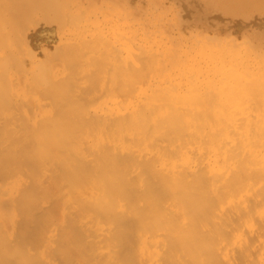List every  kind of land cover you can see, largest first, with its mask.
Masks as SVG:
<instances>
[{"label": "bare ground", "instance_id": "6f19581e", "mask_svg": "<svg viewBox=\"0 0 264 264\" xmlns=\"http://www.w3.org/2000/svg\"><path fill=\"white\" fill-rule=\"evenodd\" d=\"M238 1H240V0H238ZM243 1H244V5H243L244 8H246V6L250 5V4L247 5L248 3L246 4L247 0H246V2H245V0H243ZM260 1L261 0H258V2H260ZM72 2H73V0H0V46H1V48H2V46H4V48H6V47L9 48L10 43H12V42H10V40L13 41V42H16L15 45H17V42H19L20 45L21 44L22 45H35V46H38V47H40V46L46 47L47 44H48V46L54 45V42L56 40H60V38L57 39V37H58L57 36L58 35L57 30L59 29V26L61 25L58 22V20H57L58 19L57 13L60 10H62V8H65L67 6L68 7L71 6ZM233 2H234V0H233ZM240 2L239 3L235 2V3L239 4V5L236 4V7H237V5L240 7V4H241ZM249 2L251 4L254 2V4H252L253 7L254 8L257 7L256 6L257 5V3H256L257 1L256 2L255 1L252 2V0H251ZM262 2H264V1L260 2L261 5H264V3H262ZM260 3L258 4L257 8H259ZM148 4L150 5V3H148ZM245 4H246V6H245ZM261 8L264 9V7H261ZM261 8H259V9H261ZM151 9H153V8H151ZM259 9H256V10H259ZM242 12H245V11L242 10ZM106 13H108V12H106ZM245 13H242L243 16H244ZM100 16H101V14H100ZM110 16L113 17L114 15L110 14ZM104 17H106V16L104 15L103 18ZM107 17H109V16H107ZM66 18H67V16H66ZM149 19H150V17H149ZM155 19H157V18H155ZM76 20H78V19H76ZM103 21H105V20H103ZM152 21H153V18H152ZM73 22H71V23L73 24ZM95 22H97V21H95ZM99 22H101V21H99ZM139 22H141V21L139 20ZM170 22H171V20H170ZM91 24H89V25H91ZM94 24H95L94 26H97L96 23H94ZM118 24L116 23L115 26L118 25ZM148 24L150 25V23H148ZM120 25H121V23H120ZM135 25H134V27H135ZM103 26H106V24L103 25ZM124 26H121V28L124 27ZM151 26H153V25H151ZM50 27H54V29L48 30V28H50ZM107 28H109V26H106V29ZM136 28H137V25H136ZM151 28L152 27H150V29ZM156 28H157V26H156ZM166 28H168V26H165V29ZM232 28L233 27H229L228 30L232 31ZM86 29L89 30L88 27H86ZM110 29L111 28H109L108 33H109ZM117 29H118V27H117ZM125 29H126V26H125ZM161 29H163V28H161ZM170 29H171V26H170ZM92 30H94V29H92ZM136 30H138V29H136ZM78 31H76V32H78ZM90 31H91V29H90ZM118 31H120V30H117V33H118ZM172 31H174V30H172ZM83 32H84V30H83ZM111 32H112V29H111ZM139 32H142V31H139ZM79 33L82 34V32H79ZM87 33L88 32H86V34ZM76 34L78 35V33H76ZM76 34L74 35L75 38H76ZM83 34H85V33H83ZM110 34L111 33H109V36H110ZM159 34H161V33H159ZM112 35L110 37H112L113 39L116 38V36H115L116 34L113 35L115 37H113ZM154 35H156V34H154ZM61 36L59 35V37H61ZM136 36H138V35H136ZM249 36H251V33H250ZM94 37H95V34H94ZM96 37H97V35H96ZM141 37H143V36H141ZM151 37H152V35H151ZM154 37L155 36H153V38ZM69 38L71 39L70 36L67 39H69ZM72 39H73V37H72ZM97 39H99L98 41H96L98 43L97 45H98V47H100L99 44L102 41H100V38H98V37H97ZM97 39H95V40H97ZM104 39H105V37H104ZM104 39H102V40L104 41ZM122 39H123V37H122ZM112 40H110V41H112ZM76 41H77V39H76ZM81 41H82V43H80V44H82V45H84V43H87V41L89 42V44H90V42H92V43L94 42L93 40H91V41H89V40H87V41L81 40ZM99 41H100V43H99ZM114 41H115V39L113 40V42ZM126 41H127V39H126ZM150 41H151V39H150ZM69 42H70V40H69ZM121 42H123L126 45L127 49H128V45L130 44V41H129V44H126L127 42H124L123 40H121ZM146 42H147V40H146ZM146 42H145V44H146ZM169 42H170V40L167 43L169 44ZM19 43H18L17 46L12 45V44H11V46L18 48V47H20ZM65 43H66V41H65ZM115 43H116V41H115ZM117 43L118 44H122V43H120V41L117 42ZM185 43H187V42H185ZM262 44H264V43H262ZM68 45L70 47V44H67L66 46H68ZM77 45H79V44H76L75 47ZM87 45H88V43H87ZM87 45L85 46L86 48H87ZM102 45H103V43H102ZM165 45H167V44H165ZM189 45H190V43H189ZM221 45H222V43H221ZM236 45H238V44H236ZM58 46H60V44ZM139 46H141V45H139ZM56 47H57V45L56 46H52V49L55 48L54 51H56L57 53H60L59 50H62L63 48L64 49L66 48L65 46L62 47L61 49L58 47L59 50H57ZM85 47L81 48V50L83 49V53H84V48ZM95 47L97 48V46H95ZM131 47L134 48L136 46H131ZM96 48H95V50H97ZM101 48H102V46H101ZM101 48H99V49L101 50ZM105 48H106V46H105ZM115 48H117V47H115ZM35 49H36V47H35ZM78 49H80V47L77 48V52L80 53L81 51H78ZM188 49H189V47H188ZM18 50H19V48H18ZM33 50H34V47H33ZM106 50H107V53L110 50L109 43H108V49H106ZM128 50H130V48ZM134 50L133 51L130 50V52L134 53V52H136L138 50V48H137V50H136V48H134ZM155 50H156V48H155ZM167 50H168V48H167ZM233 50L231 51V49H230L229 50L230 54L229 53L228 54L231 55V52L233 53V56H230V57L234 61V58L235 57L236 58L239 57V55L236 56V52H237L236 50H238V49H235V51H233ZM3 51H5V49ZM6 51H8V49H6ZM21 51H23V50H20V52ZM47 51L50 52L49 49ZM140 51H142L144 53L143 50H140ZM178 51H180V49ZM110 52H111V50H110ZM221 52L223 54V51H221ZM242 52L243 51H241V54H242ZM122 53H123V51H122ZM141 53L137 52L136 54H140L141 55ZM187 53L189 54V52H187ZM7 54H8L9 60H11L10 57L12 56V54H11V56H9L10 52L5 54V57L3 58V60H7L6 59V55ZM60 54L62 56L63 53H60ZM128 54H131V53H128ZM144 54H146V53H144ZM224 54H226V52ZM39 55H41V54L39 53ZM54 55H55V53H54ZM65 55H67V54H65ZM88 55L89 54L87 53V56ZM94 55L95 54L92 53L93 61H90V60H92L91 58L88 60L86 58L87 56L83 55L84 58H86L88 61H90V65H89V63L88 64H84V63H86L85 62L86 60L83 61L84 59L82 61H80V62H84L82 64L80 63V65L84 64V65H86V67H88L87 65H89L90 66V68H89L90 70L91 69H95L94 66L91 67V62L94 63V57L99 55V54L97 53L95 56ZM116 55L113 56V58L115 57L114 60L116 58L118 60V57ZM126 55H127V52H126L125 56ZM140 55H138V56H140ZM171 55L173 56V54H171ZM72 56H76V55H72ZM79 56H76L77 59H78ZM83 56H81V57H83ZM89 56H88V58H89ZM132 56L134 57L135 53L133 55H131V56L128 55V57H127V59H129L128 61H130V59H132L131 58ZM151 56L153 57V55H149L150 61H151V59H153L155 61L156 58L154 59ZM156 56H158V55H156ZM165 56L163 55V57H165ZM197 56H198V54H197ZM240 56H242V55H240ZM246 56L247 55H246V51H245V60H246ZM43 57H45V56H43ZM111 57H112V55H111ZM135 57H134V59H136ZM147 57H148V55H147ZM181 57H183V55ZM223 57H225V56H223ZM226 57L229 58V56H227V54H226ZM242 57H239L240 58V59L238 58L239 61L235 60L234 63H236V62L241 63ZM56 58H57V56H55V58L53 57V59H55V60H56ZM58 58H57V60H59ZM98 58H100V57H98ZM113 58H111V59H113ZM140 58H141V56H140ZM107 59H109V58H107ZM125 59L126 58H124V60ZM261 59H262V56H261ZM261 59H259L260 63L262 62ZM0 60H2V59L0 58ZM16 60H18V59H16ZM46 60L45 61L43 60V62H41L36 67V69L38 68L37 71L39 73L37 79L38 80L41 79L42 80L41 85L45 86L42 94L46 97V100L48 102L46 101L47 103L43 105L44 102L40 103V102H42L40 97H38L40 99V101L38 100V98H36L39 102H37V100H35V99H34L35 102L32 101V100H29V102H32L31 104L29 103L30 106L33 105L30 110L28 108L30 106L27 107L28 109L26 108L25 105H22V106H24L29 112L32 110V112L28 113V114H24L23 117L20 116L21 118L20 117H15L17 115L18 116L22 115V114H20L21 112H19V113L15 112V111H18V109L21 107V105H20L21 99H20V102L15 104L17 106L13 105L14 102L11 101L12 98H13V95H14L13 94V95H10V97L12 96V98L10 99V103L13 102L11 105H13V107L15 106V108L16 109L18 108V109L16 110L14 108L15 109V111H14L12 106H10V109L6 108L8 110L6 112L7 113L9 111L12 112L11 116H9L10 114L8 116H6L7 114L5 113V110H3L5 114H0V183H1V181L3 183V182H6L7 180H9L10 178L12 179L13 175H11L12 177L11 176L9 177V175L11 173H13L14 175L17 174V173H23L24 174L23 177L26 175V179H23V180L21 179V180L17 181L19 187L24 186L23 190H22V191H24V193H22V195H17V196H20V197L23 196L22 198L19 197L20 198L19 200H21L19 202H21L22 205H21V203L18 202L19 205L22 206L23 211H22V209H17L16 210L19 213L21 211L24 212L25 215L29 212L28 209H29V207L32 206V204L36 205V203L38 202L36 200L39 199L40 202H41V199L47 196L46 200H45V201H47V200H49L48 198L51 195L53 196V198H56V195L54 196L52 193H51V195L47 194V193L50 192V189L53 188V191L55 189L56 190L57 189H62L63 185L65 186V188L66 187L70 188L72 193L70 191H68L70 193V195H69V193L66 191L68 193L67 197H66V194H65V196L64 195L63 196L66 197L67 201L71 202V204L75 203V205L73 207L71 206V211H69V212L67 211L66 212V211H64V209L61 210V207H60V209H59V207H55L56 204H57L56 206H59L61 204L60 200L63 199V198L59 197V195H60L59 193L62 192V190H63L62 189L60 191H57L58 192L57 196L59 197V198L58 197L57 198L59 199L58 200L59 203H57V201L55 200V205L52 208L47 209V212L43 211L45 213L44 214L42 212L44 215L41 213L45 217V218H43V216L41 215V218H43L44 220L48 219V218L49 219L50 218L51 219L54 218L55 221H56V219H60L61 224H65L66 227H67V228L64 227V230H61V232H62L61 238H63V239L65 238V240H62L61 238H60L61 240H58V239L56 240V243H57V241H59L57 243V246H56V249L59 247L58 248L59 253H58V251H56L54 249L58 253V254L57 253L56 254L60 258L59 261H61V262L59 264H73V262L75 261V259L73 257H78L76 259H78V261H81V262H79L80 264H83V263L88 262V261L85 260L84 262H82L83 260L82 259L79 260V258H83L84 259V258H87V257H89V259L92 258L94 261L97 260L95 264H183V263L184 264H244V263L246 264L248 262V259H250V258L252 259V260L250 259V261L252 262L253 258L256 255L264 256V241H262V240H264V239H262V238H264V120H259L260 119L259 117L264 118V112H262L261 115H259L260 114L259 113L258 116H256L257 115L256 114L257 113L256 104L259 106L260 102L259 101H257L258 103L256 102L257 97L255 98L256 95H255V93H253L254 91L256 92V88L255 87L252 86L253 88H255V90L253 92H251L249 90V93L251 92L252 94H254L253 98H251L250 94L247 93L250 96V99H253V100H251V102L254 101L256 103L255 104L256 108L250 102H249L250 103L249 106L247 105V107H249V108H250V105L253 106L254 109L252 111H256L255 112L256 115L255 114H253V115H255L256 119H258V120H254L253 118H255V117L253 116L252 119L254 121L253 120L251 121L249 119L235 120V118L238 119L239 117L238 118L235 117L232 120V118L230 116L232 121L229 120L230 122H225L226 120L224 118V120H225L224 122L225 123H223V122L220 123V122L217 121L218 119H220V117H217L218 115L216 114L217 116H214V121L216 120L218 123L217 122H215V123L209 122V120L205 117L207 115L203 114L202 110L200 111V108L202 107V105L205 102L209 103V100L205 101L203 99V97L205 95L207 96V94L203 93L204 96L203 97L201 96L202 95L201 92L206 90L207 88L204 89V90H203V88H201L202 91L201 92L199 91V94H200L199 98L202 97L200 99V100H202L201 102L205 101L201 105V107L199 105H196V103H194L198 107V109L201 112V114H203V116L201 115V118L205 117V119H203V118L202 119L204 121H207V122H202L203 120L200 121L201 118H200V112L198 111V109H195L194 106H191V107L187 106V101H188L186 99L187 97L184 98L186 100L185 101L186 103L184 102L185 103L184 104L182 102L183 104H181V106L179 105L181 102L178 101V100L177 101L175 100L174 101L175 103H173V101L170 100L171 103H173L175 105H167L168 103L166 105H164V103H163L162 105H158L157 104V106L153 104V106H150V107H144V106L142 107V105H141L140 108L136 107L139 104L137 102L138 103L137 105H133L135 107L129 108L130 106H132V105L129 104V107L127 106V109L126 108L118 109V108L112 107L113 106L112 105L111 108H113V109L110 110V108H109V110L112 111V113L114 111V108H115V110L118 109L119 112L121 111V113H119L118 110H117V112L119 114L116 115L113 119H110L111 117L110 118L108 117V118H106L107 120L105 119V117L110 116V114L107 115V116H106V114L105 115L103 114V116H105V117H103L105 120L103 119V120L98 121L100 119V117L98 118L97 114H96L97 115V117H96L93 114V112H92V114H91L92 116L91 117H93V118L96 117V119L98 118V120L95 121V120H93V118H91V121H94V122H92L90 124V125H92L90 127L95 128V129H97V128L98 129H103L104 131H105V129L107 131V129L109 130V129L112 128V130H113V128H115L118 132L122 133V136H123V139H124V140L123 139L122 140L124 142H126L125 139H127V142L129 141V143H131V145L133 143H135V145L133 144L131 146L130 144L128 145V143L126 142L124 144V146H123V145H121V144L124 143L122 141V143L119 144L120 145L119 148L116 149L115 153L113 152L114 151L113 147L111 148V152H113L114 155L113 154L110 155L111 152L109 151L110 149L107 146V142H108V137L109 136L108 137L104 136V138H107L106 140L103 138L105 140V141L103 140L105 142L104 144L107 146L106 148L104 147V149H106L105 151L108 154H106L105 151H103L104 149H102L103 152L101 151V153H100V151H96L97 149L96 150L94 149L97 152L96 153L97 155L95 153H93V154H95V156H94L91 153V151L88 152L86 149L84 150V148H82L85 152L87 151V153H85V154H87V155L89 154V157H91V154L93 156H92L91 159L89 158L90 160L88 162L85 161V163H84L85 165H82V166H81V164H83L82 163L83 160H79V162L81 161L80 164H79L80 170H79V168H76L78 170H75V171H78V172H75V171H73V169L75 168L74 165L76 163V160L74 159L75 158L74 155H79L78 154L80 152L79 150H81L80 145L84 147L85 143H84V145H83V143L80 144V145H76L77 142L75 143V141H74L75 145H73V147L76 146V147H74V149L75 148L76 149L75 150L73 149V150L76 152L77 151V147H78V151L79 152L77 154H74V152H73V154H74L73 157L71 156L70 159H69V161H70L73 158L72 162H74V160H75L74 165H73L74 167L72 168V172L70 171L71 173L69 171H67V170H71V167L69 165L72 162L70 161L71 163L68 164L67 166L65 164V166H66V167L64 166L65 168L69 167V169L66 170L69 173H66V172H63V170L59 171L62 168H60L58 170L59 167H63L62 165H64L63 164L64 162L60 161L61 164L56 162L57 161L56 157L58 155L57 152H60L62 150V148L65 147V146H63V144L66 145L65 144L66 142H64V138L62 139L63 140L62 141L61 137H65L63 135L66 132H68V130L70 131V129H71V128L68 129L69 126L71 127V125L70 124L67 125V123L71 122L70 121L71 117L66 116L65 114L69 115V113L71 114L74 111H75V113H81L82 116L77 114L80 117V120H79V118L77 116L75 118H78V119H75L71 123L74 122V125L72 124L73 128L75 127L76 123L77 124H81L82 123L81 126L84 127L85 125H84L83 121H85L86 118L84 120H82L84 115H85V113H82V112L84 111V112L88 113V111H86V109L85 110L78 109L80 111L77 112L78 110H74L75 106H74V109L71 108L73 106V103H72V106H71V104H70L71 102H70L69 104H70L71 107L69 106V108H70L71 112L68 109V106L66 107L67 109L66 108L64 109V107L66 105H64V106L61 105V106H63L62 110H60L58 112V109H59L58 107L60 106L59 103L57 104V101L59 99L58 96H63V95H60L61 93L59 94V92L62 90V89H60V80H58V76L56 75L57 73L55 74L53 72V70L55 68L53 62H51V60H47V61ZM117 60H115V61H117ZM124 60L122 58V61H123L122 63L123 64L126 63V62L124 63ZM174 60H173V62H174ZM24 61H25V59H24ZM24 61H23V63H24ZM34 61H35V59H34ZM119 61L121 62V60H118V62H117V66L118 67L120 66V65H118ZM192 61H193V59H192ZM227 61L228 60L226 59V62ZM246 61L245 62L243 61V63L245 64ZM59 62H61V60H59ZM107 62L110 63L111 60L110 61L107 60ZM147 62H149V61H147ZM167 62H169V61H167ZM255 62H256V59H255ZM5 63L7 64V62L3 61L2 64L0 63V66L4 65ZM14 63L18 64V61H14ZM100 63H102V62L100 61ZM115 63H114V65H115ZM122 63H121V65H122ZM152 63H155V62L152 61ZM152 63H150V62L148 63L150 67L148 66L149 68L148 67L147 68L149 70L145 69L146 70V74H147L146 77L148 76V72L147 71H150V68L152 69V67H151V66H153ZM187 63H189V62H187ZM26 64H27V62H26ZM62 64L65 66L64 61H62ZM69 64H72V63H69ZM145 64H146V61H145ZM109 65H111V67L114 66L113 63L112 64L110 63ZM142 65L144 66V64H142ZM194 65H197V64H194ZM231 65L232 64H229L230 67H231ZM258 65H259V62H258ZM260 65H262V64H260ZM10 66H12V63H11ZM17 66L15 65L13 67L15 68ZM23 66H25V65H23ZM66 66H67V64H66ZM66 66H65V68H66ZM78 66H79V64H78ZM106 66L104 65L103 69ZM117 66L115 65L114 69ZM122 66H124V65H122ZM125 66H127V64ZM129 66L130 65L128 63V66L126 68L128 69ZM146 66H147V64H146ZM173 66H175V65H173ZM223 66H224V64H223ZM242 66H240V67L242 68ZM259 66H258V68L256 66H254V68L259 69ZM3 67H4V69L7 68V67H5V65ZM13 67H11V68L14 69ZM68 67L70 68V66H68ZM73 67H75V66H73ZM80 67H82V66H80ZM86 67H84L85 70L87 69ZM141 67L142 66H139L137 68H140V70H141ZM189 67H191V66H189ZM225 67H226V65H225ZM238 67H239V65H238ZM261 67H264V66H261ZM261 67H260V69H261ZM82 68H80V69H82ZM98 68H100V67H98ZM107 68H110V67H106V69ZM129 68H131V66ZM135 68H136V66H135ZM207 68H208V66H207ZM221 68L217 69V71L220 70V71H218V73H219L218 75L219 76H220V73H221V70H222ZM232 68H234V69L230 70L231 68H229V71H231V72L233 71L235 73V71H237V69H235V67H233V65H232ZM244 68H246L245 71L247 73H249L248 72V67L246 66V64H245ZM252 68H250V71L252 72L250 74H253V70L254 69H252ZM19 69H22V68H19ZM23 69H24V67H23ZM63 69L64 68H62L61 70H63ZM76 69H77V67H76ZM83 69H82V71H85ZM116 69H115V71H112L110 69L108 71V69L107 70L104 69V73L106 72L105 73L106 75H107V71L109 73L113 72L112 74H114V75L116 73H119V75L118 74H116V75L118 77H120V72L123 71L124 69L123 70H118L117 69L119 72H117ZM120 69H121V67H120ZM132 69H133V67L131 68V70ZM164 69H165V67H164ZM196 69H197V67H196ZM66 70L68 71V68H66ZM77 70H75V71H77ZM145 70L142 69V71H145ZM20 71L21 70H19V72ZM100 71H101V69H100ZM125 71H127V70L125 69ZM142 71H140V72H142ZM173 71L175 72L174 69H173ZM241 71H244V70H240L238 72L240 73ZM0 72L4 73L3 70L0 71ZM17 72L18 71H16V73ZM64 72H66V71H64ZM78 72H79L78 76H80L81 78H84V77H82V72H81V75H80V71L79 70H78ZM102 72H103V70H102ZM131 72H133V70ZM191 72H193V71H191ZM238 72H236L235 74L233 73L234 78L237 76ZM84 73H83V76H84ZM95 73L97 74V71H95L93 74L90 73L89 75L92 77L93 75H95ZM109 73H108L109 76H106V75L105 76L109 77V78H110V76H112L111 78L114 79L113 75H111ZM126 73H128V71ZM134 73L137 74L138 73L137 70ZM211 73H213V72H210V75H211ZM242 73H240L239 75H242ZM254 73L256 75V73H257L256 70H255ZM259 73H257V74H259ZM85 74L88 75L87 72ZM125 74L123 76L126 77ZM128 74H127L126 78L124 77L126 79L125 86L128 83L127 87L129 86L130 83H132V82L134 83V81H133L134 78L130 77V74L129 75ZM140 74L141 73H138L139 77L140 76H142L141 78L144 77L143 79H141V80L144 81V79H146V77L144 76L145 74L144 75L143 74L140 75ZM227 74L228 73H226V75ZM229 74H228V76H231V73H229ZM250 74H249V76H250ZM0 75H2V74H0ZM70 75H68V76H70ZM98 75H100V73ZM102 75H103V73H102ZM116 75H115L116 79H114L115 84L113 83V81H112V84H114V86L116 85L115 87L118 89L119 86L117 87L116 83L119 81L120 78L118 79V77ZM180 75H181V73H180ZM226 75L224 73V76H222V75L221 76L223 77L224 82L227 79V81H226L227 83L225 82L226 86H230L228 88L224 87L225 90H227V91L229 90V88H230V90L232 88H234L235 87L234 85H237L238 90L240 91V90H242L241 88H244L248 84V83L246 84V82H245L246 85H244V83H243L244 87L243 86L241 87L238 84L239 81H237V84H234L235 82L233 83V81H235V79H238L237 77L234 80L230 81L233 78L228 79L229 77L227 76L228 77L227 78ZM233 75H232V77H233ZM243 75H245V73ZM3 76H5V74L0 76V77H3ZM90 76H87V77L90 78ZM95 76H93V78H95ZM105 76H104V78H105ZM157 76H158V74H157ZM245 76H244V78L246 80L248 79V81H249V78H246V77H249V76L248 75L246 77ZM259 76H261V75H259ZM262 76H264V74H262ZM29 77H27V78L30 80ZM63 77H64V75H63ZM71 77H73V76H71ZM85 77H86V75H85ZM149 77H151V75ZM222 77H220L221 79L219 78V79H216V80L217 81L223 80ZM65 78H66V80L69 81V79H67V75H65L64 79ZM97 78H98V76H97ZM97 78H96V80H97ZM99 78H100V76H99ZM127 78L128 79L131 78V80L133 78V80L131 81V80H128ZM136 78H138V77H136ZM180 78H181V76H180ZM193 78L194 77H192V79ZM241 78H243V77H241ZM241 78H239V79H241ZM64 79H63V81L61 80L63 83H65ZM76 79H77V77H76ZM91 79H89V80H91ZM122 79L123 78L121 76V80ZM147 79H149V78H147ZM147 79H146V82L150 81V80H147ZM177 79L180 82L179 77ZM192 79H190V77H189V81H188V79H185V80L183 79V81H185V82L188 81V85L189 86L191 85V87H189V88H191V89H192V86L194 84L192 85L193 82L191 84L189 82H191ZM82 80L83 79H81V81ZM106 80H107V78L104 81H106ZM123 80H122V82H124ZM141 80L138 82V79H137L136 83L139 84L141 82ZM198 80H200V79H198ZM242 80H244V79H242ZM262 80H264V78H262ZM72 81L74 82L76 80H72ZM79 81L80 80H78L77 84L75 82L74 83L76 85H78ZM86 81L89 82L88 80H86ZM86 81L83 80V82H85V83H86ZM97 81H98V83L97 82L96 83L99 84V82L102 81V78H101L100 81L99 80H97ZM129 81H131V82L129 83ZM173 81H174V78H173ZM194 81L196 82V80H194ZM228 81H230V84L233 83L234 85L233 84L232 85L228 84ZM0 82H1V80H0ZM4 82H6V81H4ZM11 82H12V80H11ZM83 82H80V84L81 83L83 84ZM109 82H111V81L109 80ZM144 82H143V85L145 84ZM203 82H205V81H203ZM220 82L221 81H219V83ZM27 83L26 84L23 83V84L27 85ZM92 83L90 84V82H89L90 85H92ZM101 83L105 84V82H101ZM159 83H161V82H159ZM219 83H218V87H219ZM221 83H223V82H221ZM221 83H220V86H221ZM250 83H251L250 85H252V81H250ZM256 83H259V82H256ZM69 84H71L70 81H69ZM89 84L85 85L84 86L85 88L84 87H82V88L87 89L86 87H89L88 86ZM132 84H130V85H132ZM182 84H184V83H182ZM261 84H264V83H261ZM261 84H256L255 86L259 87V85L261 86ZM165 85H167V83H165ZM184 85H186V84H184ZM200 85L202 86V84H200ZM7 86H8V84H7ZM16 86H17V84H16ZM94 86H96L95 83H94ZM100 86L101 85L99 84L98 85V90L99 91H100V89H99ZM106 86H108V84ZM106 86L105 87L103 86V87L107 89ZM112 86L113 85H111V87H109V88H112ZM114 86H113V88H114ZM161 86H162V84H161ZM223 86H225V85H223ZM223 86H221V87L223 88ZM5 87H6V85H5ZM127 87H124V89L126 88V90H127ZM150 87H152V86H150ZM172 87L174 88V90L177 88L175 86V84H173V83H172ZM206 87H207V84H206ZM221 87L218 88V90L220 89L219 91H221ZM246 87H249V86H246ZM27 88L28 87L26 86L25 90ZM31 88L30 89L33 90V87H31ZM63 88L65 89L64 86H63ZM72 88L74 89L73 86H72ZM130 88H131V90L133 89L134 91L137 90V88L135 89L133 86L130 87ZM149 88H148V91L150 90ZM164 88H166V87H164ZM164 88H162V90ZM185 88L187 89V85H186ZM6 89H4V91H2L3 89H1L0 91H2V92L7 91V93H9V90H6ZM30 89H28V91ZM77 89H79V86H78ZM77 89L75 88V91ZM95 89H97V88H95ZM117 89H114V90H110L109 89V90L114 92ZM122 89L123 88L121 87L120 90L123 91ZM140 89L139 90L142 93V88H140ZM157 89H158V87H157ZM166 89L169 92L170 89L168 90V87ZM178 89H180V88H178ZM72 90H70V91H72ZM80 90H81V87H80ZM120 90L118 89V91H120ZM154 90H155V88H154ZM180 90H178V91H180ZM183 90H185V89H183ZM197 90H200V89L197 88ZM230 90L227 92V94L231 93L228 96L226 95L227 99L225 98V94L226 93H225L224 90H222V92L224 91V93H223L224 95L220 92L219 97L221 95H223L224 96L223 99L225 98L226 100H228L229 105H237V103H238L237 101L238 100H239L240 103L242 101L241 104L245 103V102L243 103V100L247 98L246 96H244V95L241 96L240 95L241 97H244V99L242 98L243 100H240L238 95L237 96H238L239 99L237 98V96L233 97V96H235L234 93L236 92L237 89L234 90L235 92H232V90L230 92ZM262 90H264V88H261V91ZM63 91H65V90H63ZM78 91L79 90H77L76 92L78 93ZM88 91H90V90H88ZM95 91L96 90H94V91L91 90L90 92H95ZM110 91H107V90L104 89V91L101 90V93H103V95H104V92H106L105 93V97H107V95L110 96V93H109ZM118 91L116 93V96L113 95L114 97H117ZM134 91L130 92V90H128V91H126L124 93V96L126 94L127 97L129 96L130 99L131 98L133 99L134 96H131V95L134 94ZM181 91H180V94H182ZM188 91H190V90H188ZM188 91H187V93H188ZM194 91H196V90L194 89ZM212 91L210 90V92H212ZM244 91L247 92V90H244ZM261 91H259V92L257 91V94H261V95H259L260 98H261V96L264 97V95H262V93H264V92L260 93ZM35 92H36V90H35ZM67 92H68V90H67ZM163 92H164V90H163ZM196 92H198V91H196ZM207 92H208V89H207ZM207 92L205 91V93H207ZM215 92H216V90H215ZM246 92L244 94H246ZM33 93H34V91H33ZM69 93H68V95H69ZM75 93H72V95H74ZM80 93L82 94V96H79V97H81V98L84 97L85 94L83 92H80ZM87 93H89V92H87ZM95 93H97V91ZM112 93H111V95H112ZM127 93H130L131 95L127 94ZM162 93H160V94H162ZM169 93L172 94V91L170 90ZM189 93H191V92H189ZM1 94H3V96H4V93H1ZM1 94H0V96H1ZM6 94H5V96L8 95V94L7 95ZM42 94L40 95V92H39V95H37V96H41V97H43L45 99V97L42 96ZM65 94H66V92H65ZM99 94H100V92H99ZM113 94H115V92ZM122 94H121V96H119V98L123 97ZM180 94H179V96H180ZM236 94H238V93L236 92ZM103 95H102V97H103ZM119 95H120V92H119ZM136 95H139V94L136 93ZM177 95L175 94V96H177ZM184 95H182V96L184 97ZM209 95L212 96V93L208 94V97H209ZM214 95L215 94H213L212 97H215ZM22 96H24V94H22ZM85 96H86L85 97L86 99H89V98H87V95H85ZM162 96L163 97H161V99L162 98L166 99V95L164 96V93H163ZM192 96H190V97H192ZM206 96H205V98L207 99L208 97H206ZM229 96H231L233 98L232 99L230 97L232 103L234 102L233 104H230L231 101L228 98ZM249 96H248V98H249ZM94 97H96V96H94ZM114 97H112V98H114ZM142 97H143V95H142ZM148 97H147L148 101H149V99L152 100V98H153V100L157 99V98H154L155 96L154 97L152 96V98H150V96H148ZM167 97H168V101H169V97L170 96L167 95ZM216 97L219 99L218 96H216ZM43 98H42V100L44 101ZM72 98H73V96L71 97V99ZM77 98L78 97H74L73 98L75 100V102L77 101ZM109 98H111V97H109ZM123 98L121 100H124V102H125L126 101L125 97H123ZM137 98H135V99H137ZM234 98H236V100L237 99L238 100L236 101ZM0 99H1V97H0ZM14 99L15 98H13V100ZM78 99H80V98H78ZM92 99L96 100V98H92ZM97 99H99V96H98ZM102 99L104 100L105 98H102ZM135 99L133 100L134 102L136 101ZM161 99L159 98L160 101H164V100H161ZM171 99L174 100L175 98H172V95H171ZM190 99L193 100V99H195V97L190 98ZM190 99H189V101H190ZM197 99H198V97H197ZM208 99H211V98H208ZM218 99L216 101H218ZM223 99H221V102H223ZM1 100H4V98L1 99ZM8 100H9V97H8ZM74 100H73V102H74ZM90 100H91V98L89 99V101ZM95 100H91V101H93V104L91 102L89 103L88 100H87L88 104H86V105L92 104L91 106L89 105V107L94 106ZM159 100H156V101L158 102ZM179 100H181L180 97H179ZM212 100H213V98L210 101L212 102ZM64 101H65V99H64ZM109 101H111V100H109ZM195 101H196V99H195ZM214 101H215V99H214ZM65 102H67V101H65ZM75 102H74V104H75ZM157 102H154V103H157ZM166 102H167V99H166ZM211 102L209 104L208 103H205V104L210 105ZM218 102L220 104L214 102V103H216L217 106H214V104H213L212 107H214V108L215 107H219L220 108V106H221V107H223V109L226 107V106L224 107V105H225L224 103H223L224 104L223 105L220 101H218ZM261 102H264V101H262V99H261ZM78 103H76V106L78 105ZM85 103H86V101L84 99V103L83 104L85 105ZM148 103H150V102H148ZM21 104H22V102H21ZM24 104H25V102H24ZM27 104H28V102H27ZM112 104H113V102H112ZM150 104L152 105V103H150ZM176 104H178V106H176ZM79 105H81V103H79ZM84 105H81L80 107H83ZM95 105H96V102H95ZM183 105H185V106H183ZM191 105H193V104H191ZM226 105H228V103ZM238 105H239V103H238ZM5 106H7V105H5ZM242 106H239L241 108L240 112L244 111ZM244 106H246V105H244ZM46 107H49V109L46 110L45 109ZM85 107L86 106H84V108ZM212 107H209L208 109H210V108L213 109ZM228 107L229 106H227V108H225V110H222L224 114H225L226 110L228 112L230 110V108H236L234 106L233 107L230 106L229 108ZM239 107H237V109ZM262 107H264V105H261V109H262ZM76 108H78V106ZM87 108H88V106H87ZM95 108H97V107H95ZM103 108H104V106H103ZM258 108H260V107H258ZM60 109H61V107H60ZM72 109L74 110L73 112H72ZM237 109H232L231 111L236 110L235 112H237ZM251 109H252V107H251ZM251 109H249V112L251 111ZM64 110H66L67 112L64 111ZM214 110H212V112ZM218 110H220V109H218ZM262 110H264V109H262ZM3 111L0 112V113H3ZM19 111H20V109H19ZM98 111H100V110L98 109ZM231 111H229V113L232 114L233 112H231ZM258 111H259V109H258ZM240 112L238 111V113H240ZM247 112H248V110H247ZM247 112L245 111L246 115H248ZM14 113H16L15 116L13 115ZM24 113H25V111H24ZM59 113H60L61 116H59ZM62 113H64V114H62ZM219 113H220V111H219ZM250 113L252 114L253 112H250ZM88 114H90V113H88ZM206 114H208V113H206ZM63 115H64L63 118L66 119L67 117H69L67 119L68 120L70 119V120L68 121L66 119L65 125H67L68 128L66 126L64 127L65 129L67 128V130L62 135L61 134V131H62L61 129L64 126V123H63L64 121L60 117H62ZM213 115H214L213 113L210 114V116H212V119H213ZM220 115L222 117V113H220ZM240 115H242V117H243L244 114L241 113L238 116H240ZM1 116H2V118H1ZM12 116H13V119H12ZM72 116H76V115L73 114ZM210 116L208 115L209 119H210ZM233 116H235V114ZM250 116L252 117V115H250ZM4 117H6V119H3ZM85 117H86V115H85ZM112 117H113V114H112ZM59 118L62 121H60ZM87 118L89 119L90 116H88ZM230 118H228V119H230ZM244 118H250V117L245 116ZM11 119L14 120V121H12V123H10ZM197 119H198V121H196ZM222 119H223V117H222ZM222 119H220V121H223ZM91 121H88V122L90 123ZM61 122L63 123V125H62ZM9 123H10V125H12L11 127L9 126ZM77 124H76L75 130L74 129H73L74 131L72 130L73 132H77L76 135H74V138L77 136L78 130L82 129L81 126L77 125ZM8 126H9V128H8ZM79 127H80V129H79ZM77 128H78V130L76 131ZM84 129H86V128H83L81 135L86 133L85 131L87 129L86 130H84ZM103 130H102V132H103ZM63 131H62V133H63ZM83 131H84V133H83ZM96 131L92 129V131L90 133V129H88V133H86V135L90 136L93 133L94 134V135L92 134L93 137L94 136L96 137V134H98V131H97L96 134L94 133ZM113 131H112V133H113ZM79 132H81V131H79ZM102 132H101V134H98V135L101 136ZM107 132H109V131H107ZM136 132L139 133V135H140L139 137H136V136H138V134H135ZM120 133H118L119 135L117 134L119 137H120ZM70 134L72 135L73 133L68 132L67 133V135H69L68 138H70ZM113 134H115V135H113ZM113 134L112 135H113L114 138L113 137L112 138L115 140L116 139V132L113 133ZM154 134H158L157 135L158 137H155ZM81 135H80V137H81ZM92 135L90 137H92ZM98 135H97V138H100V137H98ZM103 135H107V134L104 133ZM109 135H111V132H109ZM184 135L188 137V139H189L188 141H190V139H191L190 137L191 136H197V139H198L197 141L198 142L203 141L204 144L205 143L207 144V146H205L203 144V142H202V144L205 146L204 148L200 147L201 143L200 144L198 143L199 145L195 143L196 145H198L197 146L198 148L193 147L194 145L193 146L191 145V147H193V148L188 147L190 145H189V142L186 139L187 137L185 139L183 138ZM152 136H153V138L155 137L153 139L154 141H156L155 140L156 138L158 139V141H159V138H160V141L163 140V139H166L167 140L166 145H163V144H165L163 142L165 140L161 141L163 144L161 142H160L161 144H158V141H156L157 143H155V144H157V145H155V144L151 145V142H150V144H149L150 145V150H149L148 145L146 143H147V141L149 142V140H150V139L148 140V138H151ZM170 136L171 137L173 136L172 138H174V140H175V142H173V143H176V144L178 143L176 146H173V143H171L172 142V138H171V141L169 140L170 144H167L168 143V137H170ZM174 136H176V137L179 136L180 137V138H177V139L183 138V140H185L184 143L188 142V144H187L188 146L187 145H186V147L183 146V144H182L183 141L182 142L181 141L176 142L177 139ZM77 137H79V136H77ZM82 137H85V136H82ZM90 137H88L87 139L85 137L86 141H85V139L84 140L82 138L81 139L87 143V140ZM93 137L90 138V139L94 141V139H96V138H93ZM112 138H110V139H112ZM65 139L68 140L67 138H65ZM78 139H80V138H77L75 140H78ZM90 139L88 140V143L85 146L90 147V144L92 142ZM110 139H109V141L111 142ZM117 139H118V137H117ZM195 139H196V137H195ZM134 140L136 142H133ZM137 140L145 141L146 142L145 143L146 146L144 147L145 144L143 145V143H142L143 148H141L142 147L141 145H137V144H139V143H137V142H139ZM191 140L194 141L193 139H191ZM71 141H72V138H71ZM103 141L101 139L100 142L102 143ZM154 141H153V143H154ZM81 142L82 141H79V143H81ZM74 143H72V144H74ZM96 143L94 144V147H97V146H95ZM98 143H99V139H98ZM101 143H99V144H101ZM112 143H114V145H115V141L114 142L112 141ZM112 143H110L109 145L112 146L113 145ZM179 143H181L182 145H179ZM59 144H62V145H60V147H59ZM202 144H201V146H202ZM101 145L98 146V147H100L98 149L102 148ZM105 145H103V146H105ZM70 146H71V144L69 145V147ZM91 146L93 147V145H91ZM130 146L132 148H130ZM134 146L135 147L139 146L140 149L139 148L138 149H134L133 148ZM69 147H67V148H69ZM88 147H86V148L88 149ZM107 148H108V150H107ZM71 149L70 150L67 149V150L71 151ZM63 150L61 151L62 160H63V157H64L63 156ZM71 152H67L68 153L67 155L70 156ZM92 152H94V151H92ZM64 153H66L65 150H64ZM54 154L56 156H54ZM85 154L83 156H85ZM61 155H60V157H61ZM71 155H72V153H71ZM49 156L54 157V160H52L51 157H49ZM46 157H48L52 161L49 160L51 162V165L49 164L48 166L49 167L51 166V167L49 168L47 166V168H49V169H46V171H45L46 173H45V172H43L44 168H45L43 164L45 163V158ZM85 157L84 158L82 157V158L87 160L86 158L88 156L86 158ZM79 158H81V157H79ZM79 158H76V159H79ZM58 160H60V159H58ZM49 161H47V164H48ZM53 161H55V162H53ZM77 162H78V160H77ZM57 164H60L61 166L57 165ZM76 164H78V163H76ZM64 171H65V169H64ZM61 181H62V183L65 182L66 184L64 183V184L60 185ZM57 185L61 186V188L60 187L56 188ZM42 187H45L44 189L48 190V191L44 190L45 193L47 192L46 195H45V193L43 191L39 192V190L43 189ZM39 188H42V189H39ZM34 192L36 193V195L40 193L39 194L40 196H36L35 195L36 197H38V198H35ZM42 192L44 193V195L42 194ZM51 192H52V190H51ZM55 193L56 192L54 191V194ZM41 194L43 195V197H41ZM6 197H7V195H6ZM11 199H13V197ZM15 199L17 200V198H15ZM28 199H29V201L31 199V201L29 202ZM34 199H35V201H34ZM51 199L52 198H50V201H51ZM9 200H10L9 198L7 200H4L3 198H0V212L2 210L1 209L2 207L4 209V207H5L4 204L5 203L8 204V203L11 202ZM22 200H23V202L24 201L26 202V200L28 202L24 203V205H23ZM42 200H44V199H42ZM13 201L16 202V205H17V201L18 200L17 201L12 200V202ZM30 203H32V204H30ZM26 204H27V207H26ZM28 204L31 205V206H29ZM50 204H51V202H50ZM50 204H48V205H50ZM19 205H17L16 207H18ZM8 206L9 205H6V207H8ZM63 207H65V206H63ZM25 209H27V213L25 212ZM38 209H39V207H38ZM69 209H70V207H69ZM32 210H33V208H32ZM35 210L36 209L34 208L33 211H35ZM30 212H31V209H30ZM30 212L28 214L32 213V212L31 213ZM4 213H2V214L4 215ZM36 213L34 212L35 215H36ZM34 214H31V218L30 219L25 218L24 220H22L23 222L22 221L19 222V223L17 221H16L17 223L15 222L17 224L18 230L21 228V230H19L18 233H16L17 232L16 231L17 227H16L15 223L14 224H15L16 228L14 226H9L8 227L5 223L1 222L2 216L0 214V222H1L0 223V231L2 232V236L0 235V243L2 244V245L0 244V246H2L0 248V250H1L0 251V264H54V263H52L49 260L51 258L48 259V257H45V254H44L46 250L50 249V245L52 244V242L50 240V238H52L51 235H48L47 238L44 236V234L47 233L45 231L46 230L48 231L49 229L43 227L41 219H35L36 220L35 221L34 220V216H33ZM18 218H20V217H18ZM22 218H24V217H21V219ZM21 219H19V220H21ZM32 219H33V221H32ZM30 223H31V225L33 224V226H32V228L30 227L29 229H32L33 232L30 231L29 233H26V232L29 231L27 226H29ZM18 224H20V227H19ZM47 225H49V224H47ZM47 225H46V227H49ZM255 225H257V226H255ZM22 228H23V230H24V228H27V230L23 231ZM66 229H67V231H66ZM21 231L23 233H21ZM64 231H66V232H64ZM58 234L60 235V233H58ZM18 237H21V242L19 241V243L16 242V238H18ZM44 237L46 238V240H45ZM66 238L68 240H70V242L67 241ZM18 240H20V239L18 238ZM66 241L69 242L68 245H67ZM255 243L257 244V246H258V243H259L260 245H259L258 248L262 247V249L261 248L258 249L257 246H255ZM35 248H36V250H35ZM38 248L39 249L42 248V250L41 251H37ZM53 253H54V251H53ZM250 253H252V254H250ZM56 254H55V256H57ZM253 254L254 255L256 254V255L252 258ZM249 256H251V257H249ZM57 257H54V258H57ZM247 257H248V259H247ZM95 258H97V259L95 260ZM223 258H225L226 260L224 261ZM73 259H74V261H72ZM93 260L91 262L89 261V263L92 264ZM255 260H256V258H255ZM262 262H264V258H261V260L259 261V264H261ZM262 264H264V263H262Z\"/></svg>", "mask_w": 264, "mask_h": 264}, {"label": "rangeland", "instance_id": "374dc122", "mask_svg": "<svg viewBox=\"0 0 264 264\" xmlns=\"http://www.w3.org/2000/svg\"><path fill=\"white\" fill-rule=\"evenodd\" d=\"M241 1V0H240ZM240 1H238V0H234V2H233V0H73V2H72V4H71V6H67V7H65V8H62V10H60L58 13H57V17H58V22L61 24L60 26H59V29L57 30V33H58V37H57V39H59L60 38V40H56L55 42H54V45H51V46H48V44H47V48L46 47H43V46H40V47H38V46H35V45H20V43L19 42H17V45H18V43H19V45H20V47H18L19 48V50H18V48H16V47H13V46H11V44L12 45H15V43L16 42H13V41H11L10 40V42H12V43H10V45H9V48H4V46H2V48H1V46H0V58L2 59V60H0V63L2 64V62L3 61H5V62H7V64L5 63L4 65H5V67H7V68H5L4 69V65H1L0 66V71H4V73H2V72H0V74H2V75H4L5 74V76H3V77H0V80H1V82H0V90L1 89H3L2 91H4V89H6L7 87V89L6 90H9V93H7V91H5V92H2V91H0L1 93H4V96H3V94H1V99H3L4 98V100H1L0 99V112H2L3 110H5V113L7 114L6 116H8L9 114V116H11V113L12 112H6V111H8L6 108H8V109H10V106H12V108H13V110L15 111V106H17V105H15V104H17L18 102H20V99H21V102H22V104H21V102H20V105H21V107L19 108L20 109V111H19V109H18V111H15L16 113H19V112H21L20 114H22V115H17V116H15L16 115V113H14L13 115L15 116V117H23L24 116V114H28V113H31L32 112V110L29 112L27 109L29 108V110L32 108V106H30V104L32 103V102H29V100H32V101H34L35 102V100H37L36 98H38V97H40V99H41V101L42 102H40V103H43V105L44 104H46L48 101L46 100V97L42 94V92H43V90H44V88H45V86H43V85H41V83H42V80L40 79V80H38L37 78H38V75H39V73H38V71H37V69H36V67L41 63V62H43V60L45 61L47 58V60H51V62H53V64H54V66H55V68H54V70H53V72L58 76V80H60V89H62L60 92H59V94L60 95H63V96H58V101H57V104L59 103L60 104V106L58 107L59 109H58V112L60 111V110H62V107L64 106V105H66L65 107H64V109L68 106V109L70 110V108H69V106H70V104H71V106H72V103H73V106L71 107V108H73L74 109V106H75V109L74 110H78V109H83V110H85L86 109V111H88V113H90V114H88L87 112H82V113H85V115H86V117H85V115H84V117H83V119L82 120H84L85 118L87 119H85V121H83V123H84V125L86 126H84V127H82L81 126V124H77L76 122V124L77 125H80L81 126V128L82 129H80V127H79V129L80 130H78V128L76 129V131L78 130V134H77V136H79V137H75L74 138V135H76V133L77 132H73L74 130H75V127H76V124H75V127L73 128V126H72V124L74 125V122L73 123H71L72 121H74L75 119H78L79 118V120H80V117L77 115V114H79L80 116H82L81 115V113H75V111L72 109V112L73 113H71L72 115L73 114H75L76 116H72L70 113H69V115H67V114H65L66 116H69V117H71V122L70 123H67V125L68 124H70L71 125V127L69 126V128L67 127V125H65V123H66V119L67 118H69V117H67L66 119L65 118H63L64 117V115L62 116V117H60L64 122V126H63V128L66 126L68 129H70V131L68 130V132H70V133H73L72 135L70 134V138H68V136L69 135H67V133L68 132H66V130H67V128L65 129H61L62 131H63V133H62V131H61V134L63 135L65 132V134L63 135V136H65V137H61V140L64 138V142H66L65 144L67 145H64L63 144V146H65L64 148H62V150L64 149L65 150V152L66 153H64V150H63V160H62V155H61V151L60 152H57L58 153V155L60 154L61 155V157H60V155L58 156L57 155V157H56V162L57 163H60L61 164V162L60 161H63L64 163V165H62L63 167H59L58 168V170L60 169V168H62L61 170H59V171H62L63 170V172H66V173H69L70 171L72 172V168L75 166V168L73 169V171H75V170H78V169H76V168H79V170H80V166H79V164H80V162H79V160H83V164H81V166L82 165H85L84 163H85V161L86 162H88L91 158H92V156L94 155L95 156V154L97 153L96 151H100V153H101V151H102V149H104V147L106 148L107 146H108V148L110 149L109 151L111 152V148L113 147V152L115 153L116 152V149L117 148H119V144L120 143H122V141L124 140L123 139V136H122V133H120V132H118L115 128H113V130H112V128L111 129H107V131H109V132H111V135H109V132H107L106 131V129H105V131L103 130V129H95V128H92V127H90V126H92V125H90L92 122H94V121H91V118H93V117H91L92 115V112H93V114L97 117V115H98V118L100 117V119L98 120V118L96 119V117L95 118H93V120H95V121H100V120H103L104 118L103 117H105V116H103V114L105 115L106 114V116L107 115H109L110 114V116H107V117H105V119L106 118H110V119H113L116 115H118L119 113H121V111L119 112V110L118 109H124V108H126L127 109V106L129 107V104L130 105H132V106H130L129 108H131V107H135V106H133V105H137L138 103L140 104H138L136 107H141V105H142V107L144 106V107H150V106H153V104L154 105H156L157 106V104L158 105H162L163 103H164V105H166L167 103V105H175V104H173V103H175L174 101L176 100H178V101H180L181 103L179 104L180 106H181V104H183L186 100L184 99V98H186L188 101H187V106L188 107H191V106H194V108L195 109H198V107L196 106V105H199L200 107H201V105L207 100H209V103L211 102L210 100L213 98V100H212V102H211V106L210 105H208L209 103L208 102H205V103H208V104H203L202 105V107L200 108V111L202 110V112H203V114H205V115H207V116H205L208 120H209V122H212V123H215V122H223V123H225V122H230V121H232L235 117H239L238 119H236L235 118V120H245V119H249V120H258V119H256V116H258V114L259 115H261V113L262 112H264V110H262V109H264V107H262V109H261V105H264V102H261V99H262V101H264V97H262L261 96V98L259 97V95H261V94H257V91L259 92V91H261V88H264V84H261V83H264V80H262V78H264V76H262V74H264V67H261V66H264V44H262V43H264V24H261L259 21H260V19L262 18V16H264V9H262L261 7H264V5H261V1H264V0H261L260 2H258V0H252V2L253 1H257L256 3H257V7H258V4L260 3V6H259V8H261V9H259V8H257V7H255L256 9H259V10H256L254 7H253V5L252 4H254V2L251 4L249 1H251V0H247V2H246V0H245V2H246V4L247 5H249V6H246V4H245V6H246V8H244V1L242 0L241 2ZM235 2H240L241 4H240V7L238 6L239 4L238 3H235ZM148 3H150V5L148 4ZM255 3V4H256ZM262 3H264V2H262ZM152 4V5H151ZM236 4H238L237 5V7H236ZM116 5V6H115ZM149 5V6H148ZM137 6V7H136ZM243 6V7H242ZM177 7V8H176ZM242 7V8H241ZM151 8H153V9H151ZM159 8V9H158ZM238 8V9H237ZM66 9V10H65ZM135 9V10H134ZM137 9V10H136ZM252 9V10H251ZM148 10V11H147ZM242 10L243 11H245V12H242ZM66 11V12H65ZM106 12H108V13H106ZM160 12V13H159ZM210 12V13H209ZM245 13L244 14V16H243V14L242 13ZM104 13V14H103ZM100 14H101V16H100ZM108 14V15H107ZM110 14L111 15H114L113 17L112 16H110ZM160 14V15H159ZM168 14V15H167ZM93 15V16H92ZM109 16V17H104L103 18V16ZM66 16H67V18H66ZM155 16V17H154ZM158 16V17H157ZM93 17V18H92ZM100 17V18H99ZM117 17V18H116ZM121 17V18H120ZM123 17V18H122ZM141 17V18H140ZM149 17H150V19H149ZM121 20H120V19ZM152 18H153V21H152ZM155 18H157V19H155ZM160 18V19H159ZM162 18V19H161ZM76 19H78V20H76ZM94 21H93V20ZM103 20H105V21H103ZM139 20L141 21V22H139ZM150 20V21H149ZM170 20H171V22H170ZM75 23H74V22ZM95 21H97V22H95ZM99 21H101V22H99ZM116 21V22H115ZM120 21V22H119ZM156 21V22H155ZM71 22H73V24L71 23ZM93 22V23H92ZM114 22V23H113ZM145 22V23H144ZM150 23V25L148 24V23ZM154 22V23H153ZM159 22V23H158ZM92 23V24H91ZM94 23H96V25L97 26H94L95 24ZM98 23V24H97ZM101 23V24H100ZM113 23V24H112ZM118 24V25H116L117 27H118V29H117V27L115 26V24ZM120 23H121V25H120ZM147 23V24H146ZM153 23V24H152ZM166 23V24H165ZM85 24V25H84ZM89 24H91V25H89ZM106 24V26H109V28H111L112 29V32H111V29H110V31H109V33H111L110 34V36L113 34H116L115 36H116V38H114L115 39V41H116V43L117 42H119L120 41V43H122V44H116L115 43V41L113 42V38L112 37H110L109 36V33H108V30H109V28H107L106 29V26H103V25H105ZM126 24V25H125ZM137 25V28H136V25ZM141 24V25H140ZM145 24V25H144ZM165 24V25H164ZM80 25V26H79ZM104 27H102V26ZM126 26V29H125V26ZM134 25H135V27H134ZM151 25H153V26H151ZM155 25V26H154ZM173 25V26H172ZM175 25V26H174ZM75 26V27H74ZM82 26V27H81ZM90 26V27H89ZM101 26V27H100ZM121 26H124V27H122L121 28ZM133 26V27H132ZM141 26V27H140ZM156 26H157V28H156ZM165 26H168V28H166L165 29ZM170 26H171V29L172 30H174V31H172L171 29H170ZM70 27V28H69ZM84 27V28H83ZM86 27H88L89 28V30L88 29H86ZM98 27V28H97ZM116 27V28H115ZM121 29H120V28ZM131 27V28H130ZM143 27V28H142ZM150 27H152L151 29H150ZM173 27V28H172ZM229 27H233L232 28V31H229L228 29H229ZM249 27V28H248ZM259 27V28H258ZM74 28V29H73ZM97 28V29H96ZM102 30H101V29ZM124 28V29H123ZM131 30H130V29ZM149 28V29H148ZM161 28H163V29H161ZM253 28V29H252ZM255 28V29H254ZM257 28V29H256ZM52 29H54V27H50V28H48V30H52ZM90 29H91V31H90ZM92 29H94V30H92ZM99 29V30H98ZM136 29H138V30H136ZM140 29V30H139ZM142 29V30H141ZM154 29V30H153ZM67 32H66V31ZM79 30V31H78ZM82 30V31H81ZM83 30H84V32H83ZM86 30V31H85ZM107 30V31H106ZM115 30V31H114ZM117 30H120V31H118V33H117ZM130 30V31H129ZM136 30V31H135ZM163 30V31H162ZM244 30V31H243ZM256 30V31H255ZM72 31V32H71ZM76 31H78V32H76ZM94 31V32H93ZM102 31V32H101ZM105 31V32H104ZM123 31V32H122ZM139 31H142V32H139ZM156 31V32H155ZM253 31V32H252ZM79 32H82V34L81 33H79ZM86 32H88L87 34H86ZM107 32V33H106ZM140 34H139V33ZM145 32V33H144ZM148 32V33H147ZM150 32V33H149ZM155 32V33H154ZM163 32V33H162ZM172 32V33H171ZM56 33V34H57ZM65 33V34H64ZM69 33V34H68ZM71 33V34H70ZM76 33H78V35L76 34ZM83 33H85V34H83ZM142 33V34H141ZM144 33V34H143ZM158 33V34H157ZM159 33H161V34H159ZM165 33V34H164ZM168 33V34H167ZM230 33V34H229ZM250 33H251V36H249L250 35ZM76 34V38H75V35ZM91 34V35H90ZM94 34H95V37H94ZM101 34V35H100ZM138 35V36H136V35ZM146 34V35H145ZM150 34V35H149ZM154 34H156V35H154ZM164 36H163V35ZM229 34V35H228ZM253 34V35H252ZM59 35L62 37H59ZM85 35V36H84ZM96 35H97V37L98 38H100V41H102L101 43H100V41H99V45H100V47H98V43L96 42V41H98L99 39H97V37H96ZM107 35V36H106ZM112 35V36H113ZM119 37H118V36ZM151 35H152V37H151ZM213 35V36H212ZM71 37V39L69 38V39H67L68 37ZM115 36H113V37H115ZM121 36V37H120ZM141 36H143V37H141ZM151 38H150V37ZM153 36H155L154 38H153ZM159 36V37H158ZM166 36V37H165ZM178 36V37H177ZM243 36V37H242ZM250 38H249V37ZM256 36V37H255ZM67 37V38H66ZM72 37H73V39H72ZM80 37V38H79ZM104 37H105V39H104ZM122 37H123V39H122ZM137 37V38H136ZM148 37V38H147ZM157 37V38H156ZM186 37V38H185ZM75 38V39H74ZM94 38V39H93ZM108 38V39H107ZM118 38V39H117ZM142 40H141V39ZM180 38V39H179ZM193 38V39H192ZM62 39V40H61ZM76 39H77V41H76ZM95 39H97V40H95ZM102 39H104V41L102 40ZM113 39V40H112ZM125 39V40H124ZM126 39H127V41H126ZM149 39V40H148ZM150 39H151V41H150ZM158 39V40H157ZM163 39V40H162ZM177 39V40H176ZM69 40H70V42H69ZM79 40V41H78ZM81 40H84V41H87V40H89V41H91V40H95L93 43L92 42H90V44H89V42L87 41V43H88V45H87V43H84V45H82V44H80V43H82V41ZM106 40V41H105ZM110 40H112V41H110ZM121 40H123L124 42H127L126 44H129V41H130V44L128 45V49L130 48V50H134V48H136V50H137V48H138V50L136 51V52H134L135 53V58L136 59H134V57L132 56L131 58L132 59H130V61H128L129 59H127V57H128V55H133L134 53L133 52H130V50H128L127 49V47H126V45L123 43V42H121ZM146 40H147V42H146ZM154 40V41H153ZM170 40V42H169V44L167 43L168 41ZM178 42H176V41ZM185 40V41H184ZM262 40V41H261ZM63 41V42H62ZM65 41H66V43H65ZM73 41V42H72ZM110 41V42H109ZM260 41V42H259ZM96 42V43H95ZM145 42H146V44H145ZM151 44H150V43ZM166 42V43H165ZM185 42H187V43H185ZM76 44H79V45H77L76 47H75V45ZM102 43H103V45H102ZM108 43H109V45H110V50H111V52H110V50L108 51V53H107V50L106 49H108ZM115 43V44H114ZM133 43V44H132ZM135 43V44H134ZM155 43V44H154ZM185 43V44H184ZM189 43H190V45H189ZM221 43H222V45H221ZM242 43V44H241ZM60 44V46H58ZM66 47L65 49L63 48L62 50H59V48L61 49L62 47H64L63 45ZM67 44H70V47H69V45L68 46H66ZM87 45V48L85 47L86 45ZM105 44V45H104ZM165 44H167V45H165ZM188 44V45H187ZM236 44H238V45H236ZM17 45H15V46H17ZM57 45V47H56V49L57 50H59L60 51V53H63L62 54V56H61V54L60 53H57L56 51H54V49H52V46H56ZM62 45V46H61ZM74 45V46H73ZM81 45V46H80ZM113 47H112V46ZM139 45H141V46H139ZM149 45V46H148ZM153 47H152V46ZM158 45V46H157ZM164 45V46H163ZM181 45V46H180ZM31 48H29V47ZM73 46V47H72ZM91 48H90V47ZM95 46H97V48L95 47ZM101 46H102V48H101ZM105 46H106V48H105ZM123 46V47H122ZM131 46H136V47H131ZM138 46V47H137ZM155 46V47H154ZM193 46V47H192ZM223 48H222V47ZM13 47V48H12ZM33 47H34V50H33ZM35 47H36V49H35ZM59 47V48H58ZM80 47V49H78V51H81L80 53H78L77 52V48H79ZM83 47H85L84 48V53H83V49L81 50V48H83ZM89 47V48H88ZM115 47H117V48H115ZM141 49H140V48ZM148 47V48H147ZM151 47V48H150ZM162 47V48H161ZM180 47V48H179ZM188 47H189V49H188ZM195 47V48H194ZM233 47V48H232ZM72 48V49H71ZM95 48L97 49V50H95ZM99 48H101V50L99 49ZM104 48V49H103ZM133 48V49H132ZM147 48V49H146ZM155 48H156V50H155ZM165 50H164V49ZM167 48H168V50H167ZM170 48V49H169ZM194 48V49H193ZM238 49V50H236L237 52H236V56H238L239 55V57H242V61H241V63H239V62H236V63H234V61L236 60V61H239L238 60V58L239 57H235L234 58V61L231 59V57L230 56H233V53L231 52L233 49ZM242 48V49H241ZM246 48V49H245ZM5 49V51H3ZM6 49H8V51H6ZM49 49V51L50 52H48L47 50ZM71 51H70V50ZM75 49V50H74ZM90 49V50H89ZM100 51H99V50ZM123 49V50H122ZM126 49V50H125ZM161 49V50H160ZM174 49V50H173ZM180 49V51H178ZM231 49V55H229L230 53H229V50ZM235 49L233 50V51H235ZM254 49V50H253ZM15 50V51H14ZM20 50H23V51H21L20 52ZM31 50V51H30ZM54 52H53V51ZM125 50V51H124ZM140 50H143L144 51V53H146V54H144L142 51H140ZM171 50V51H170ZM173 50V51H172ZM186 50V51H185ZM250 50V51H249ZM14 51V52H13ZM33 51V52H32ZM67 53H66V52ZM93 51V52H92ZM95 51V52H94ZM99 51V52H98ZM122 51H123V53H122ZM135 51V50H134ZM203 51V52H202ZM207 51V52H206ZM221 51H223V54H222V52ZM228 51V52H227ZM241 51H243L242 52V54H241ZM245 51H246V60H245ZM10 52V55L9 56H11V54H12V56L10 57V59L11 60H9V57H8V54L6 55V59L7 60H3V58L5 57V54L6 53H9ZM38 52V53H37ZM53 54H52V53ZM93 54H99V55H97V56H95L94 57V63L93 62H91V67H95V69H89L90 68V61H93V56H92V53ZM126 52H127V55L125 56V54H126ZM141 53V55L140 54H136V53ZM187 52H189V54L187 53ZM226 52V54H227V56H229V58L228 57H226V54H224ZM252 52V53H251ZM21 53V54H20ZM39 53L41 54V55H39ZM51 53V54H50ZM54 53H55V55H54ZM57 53V54H56ZM87 53L90 55H88L89 56V58H88V56H87ZM91 53V54H90ZM110 53V54H109ZM128 53H131V54H128ZM133 53V54H132ZM154 53V54H153ZM156 53V54H155ZM167 53V54H166ZM193 53V54H192ZM200 53V54H199ZM229 53V54H228ZM238 53V54H237ZM252 55H251V54ZM16 54V55H15ZM65 54H67V55H65ZM81 54V55H80ZM106 54V55H105ZM109 54V55H108ZM117 54V55H116ZM144 54V55H143ZM171 54H173V56L171 55ZM176 54V55H175ZM188 54V55H187ZM197 54H198V56H197ZM207 54V55H206ZM4 55V56H3ZM38 55V56H37ZM72 55H76V56H79L78 57V59H77V57L76 56H72ZM87 56L86 58L89 60L90 58L92 59V60H90V61H88L86 58H84V56ZM111 55H112V57H111ZM117 56L118 57V60H121V62L119 61V63H118V65H120L119 67L117 66V62H118V60H117V58L115 59V60H117V61H115L114 60V58H113V56ZM123 57H122V56ZM138 55H140L141 56V58H140V56H138ZM147 55H148V57H147ZM149 55H153V57L152 58H156L155 59V61L153 60V59H151V61H150V59H149ZM155 55V56H154ZM156 55H158V56H156ZM162 55V56H161ZM163 55L165 56V57H163ZM175 55V56H174ZM183 55V57H181ZM211 55V56H210ZM240 55H242V56H240ZM43 56H45V57H43ZM52 56V57H51ZM55 56H57V58L59 59V60H61V62H59V60H57V58H56V60L55 59H53V57L55 58ZM65 56V57H64ZM67 56V57H66ZM81 56H83V57H81ZM92 56V57H91ZM144 56V57H143ZM147 58H146V57ZM216 56V57H215ZM223 56H225V57H223ZM261 56H262V59H261ZM8 57V58H7ZM43 59H42V58ZM64 57V58H63ZM72 57V58H71ZM98 57H100V58H98ZM109 58V59H107V58ZM123 58V60H124V58H126L125 60H124V63L125 64H123L122 62V58ZM150 57V58H151ZM176 57V58H175ZM180 57V58H179ZM221 57V58H220ZM223 57V58H222ZM35 59V61H34V59ZM41 58V59H40ZM51 58V59H50ZM63 58V59H62ZM98 58V59H97ZM111 58H113V59H111ZM138 58V59H137ZM164 58V59H163ZM166 58V59H165ZM175 60H174V59ZM178 58V59H177ZM185 58V59H184ZM233 58V57H232ZM250 58V59H249ZM253 58V59H252ZM16 59H18V60H16ZM24 59H25V61L27 62V64H26V62L24 61ZM33 59V60H32ZM67 59V60H66ZM69 59V60H68ZM80 59V60H79ZM84 59V60H83ZM102 59V60H101ZM170 59V60H169ZM174 60V62H173V60ZM190 59V60H189ZM192 59H193V61H192ZM226 59L230 62H226ZM240 59V58H239ZM244 59V60H243ZM255 59H256V62H255ZM258 59V60H257ZM259 59H261V63H260V60ZM24 61V63H23V61ZM29 62H28V61ZM37 60V61H36ZM46 60V61H47ZM53 60V61H52ZM85 61L86 63H84V62H80V61ZM107 60L108 61H110L111 60V64L113 63V65H114V63H115V65L117 66V67H115V69L117 68L118 70H123V71H121L120 72V77H118L116 74H118L119 75V73H116L115 75L118 77V79H119V83L117 82L116 84H117V87H118V89L120 90L121 89V87L123 88L122 90L123 91H118V89L114 86V84H115V82H114V79H116V77H115V75L114 74H112L113 72H111V73H109L108 71H109V69L110 70H112V71H115V69H114V66L113 67H111V65H109L110 63L109 62H107ZM128 62H127V61ZM136 62H134V61ZM187 60V61H186ZM254 60V61H253ZM14 61H18V64L16 63H14ZM21 61V62H20ZM33 63H32V62ZM56 61V62H55ZM62 61H64V63H65V66H66V64H67V66H66V68H68V71L66 70V68H65V66L62 64ZM66 61V62H65ZM76 61V62H75ZM100 61L102 62V63H100ZM104 61V62H103ZM133 61V62H132ZM145 61H146V64H147V66H146V64H145ZM147 61H149L150 63H152V61L153 62H155V63H152V65L153 66H151L152 67V69L150 68V71H147L148 72V76L146 77V70L145 69H147V70H149L148 68L150 67L149 66V62H147ZM163 61V62H162ZM167 61H169V62H167ZM232 61V62H231ZM243 61L245 62L246 61V66L248 67V72L249 73H247L246 71H245V69L246 68H244V66H245V64L243 63ZM31 62V63H30ZM37 62V63H36ZM56 64H55V63ZM68 62V63H67ZM96 62V63H95ZM99 62V63H98ZM133 64H131V63ZM138 62V63H137ZM166 62V63H165ZM187 62H189V63H187ZM192 62V63H191ZM205 64H204V63ZM253 62V63H252ZM258 62H259V65L260 64H262V65H258ZM11 63H12V66H10L11 65ZM29 63V64H28ZM59 63V64H58ZM69 63H72V64H69ZM80 63L82 64V63H84V64H88L89 63V65H87L88 67H86V65H80ZM109 63V64H108ZM121 63H122V65H124V66H122L121 65ZM128 63H129V65L131 66V68L133 67V72H131L132 70H131V68H129L128 67V69L126 68L127 66H128ZM172 63V64H171ZM175 63V64H174ZM17 66V67H13V66H15V65ZM78 64H79V66H78ZM94 64V65H93ZM109 66H108V65ZM127 64V66H125ZM136 64V65H135ZM142 64H144V66L142 65ZM194 64H197V65H194ZM223 64H224V66H223ZM228 64V65H227ZM229 64H232L233 65V67H235V69H237V71H235V73L236 72H238V71H240V70H244V71H241L240 73H242V75H239L238 73H237V78L238 79H235L234 78V75H233V71L231 72V71H229V68H231L230 70H232V69H234V68H232V65H231V67L229 66ZM7 65V66H6ZM23 65H25V66H23ZM97 65V66H96ZM103 65V66H102ZM104 65L106 66V67H110V68H107L108 69V71H107V75L104 73V69L105 70H107L106 69V67L103 69V67H104ZM142 66L141 67V70H140V68H137V67H139V66ZM151 65V64H150ZM173 65H175V66H173ZM188 65V66H187ZM207 69H205L203 66ZM225 65H226V67H225ZM237 65V66H236ZM238 65H239V67H238ZM243 65V66H242ZM259 66V69H256V68H254V66H256L257 68H258V66ZM68 66H70V68L68 67ZM73 66H75V67H73ZM80 66H82L83 68L84 67H86L87 69L85 70V68L83 69L82 67H80ZM135 66H136V68H135ZM146 66V67H145ZM149 66V67H148ZM157 68H156V67ZM189 66H191V67H189ZM207 66H208V68H207ZM211 66V67H210ZM240 66H242V68L240 67ZM11 67H13L14 69H12ZM23 67H24V69H23ZM26 67V68H25ZM73 67V68H72ZM76 67H77V69L80 71V75H81V72H82V77H84V78H81L80 76H78V70L76 69ZM97 67V68H96ZM98 67H100V68H98ZM120 67H121V69H120ZM148 67V68H147ZM164 67H165V69H164ZM186 67V68H185ZM188 67V68H187ZM196 67H197V69H196ZM210 67V68H209ZM222 67V68H221ZM253 67V68H252ZM260 67H261V69H260ZM19 68H22V69H19ZM62 68H64L63 70H61ZM72 68V69H71ZM75 68V69H74ZM80 68H82L83 70H85V71H82V69H80ZM172 68V69H171ZM222 69L221 70V73H220V76L218 75L219 73H218V71H220V70H218L217 71V69ZM250 68H252V69H254L253 70V74H250V73H252L251 71H250ZM71 69V70H70ZM100 69H101V71H100ZM116 69V70H117ZM125 69L128 71V73L130 74V77H133L134 78V80H133V78H132V80L134 81V83L132 84V83H130L132 80H131V78L130 79H128V80H131V81H129V83L130 84H132V85H130L129 84V86L127 87V85H128V83H127V85L125 86V81H126V77H127V74L128 73H126L127 71H125ZM142 69L143 70H145V71H142ZM156 71H155V70ZM173 69L175 70V72L173 71ZM239 69V70H238ZM19 70H21L20 72H19ZM36 70V71H35ZM75 70H77V71H75ZM90 70V71H89ZM95 71H97V74L95 73V75H93V76H95V78H93V76L91 77L89 74L91 73V74H93ZM102 70H103V72H102ZM117 70V72H119ZM131 70V71H130ZM137 70V72L138 73H141V74H143L144 72V76L146 77V79L147 78H149V79H147V80H150V81H147L146 82V79H144V81L143 80H141V79H143V78H141L142 76H140L139 77V75H138V73L137 74H135L134 72ZM142 71V72H140V71ZM178 70V71H177ZM255 70H256V72L257 73H259L260 71V73L259 74H257L256 73V75H255ZM16 71H18L17 73H16ZM25 73H24V72ZM59 71V72H58ZM64 71H66V72H64ZM75 71V72H74ZM191 71H193V72H191ZM217 71V72H216ZM87 72L88 73V75L87 74H85V73ZM103 73V75H102V73ZM158 74V76H157V74ZM169 72V73H168ZM179 72V73H178ZM189 72V73H188ZM207 72V73H206ZM209 72V73H208ZM210 72H213V73H211V75H210ZM29 73V74H28ZM59 73V74H58ZM65 73V74H64ZM83 73H84V76H83ZM100 73V75H98ZM108 73L109 74H111V75H113V77H114V79L113 78H111L112 76H110V78L109 77H106V76H109L108 75ZM115 73V72H114ZM126 73V74H125ZM180 73H181V75H180ZM188 73V74H187ZM198 73V74H197ZM223 73V74H222ZM224 73H225V75H226V73H231V76H228V74L226 75V77L228 78V79H230V78H233V79H231L230 81H232V80H234L235 79V81H233V83L234 84H237V81H239V86H243L244 87V85H246L247 83V85L246 86H249V87H244V88H241L242 90H238V87H237V85H234L232 82V84L235 86L234 88H232L231 90H232V92H235L234 90H236V92L238 93V94H236V92L234 93V95L235 96H233V97H236L237 95L239 96V98H240V100H243L244 99V97H241L242 95H244V96H246L245 98L246 99H244L243 100V103L244 104H241L242 103V101H241V103L239 102V98H238V96H237V100H236V98H234L238 103H239V105H238V103H237V105H229V102H228V100H226L227 98H226V95L228 96V95H230V94H227V92L230 90V88H229V90L227 91V90H225V88H228V87H230V86H226V81H227V79H226V83L224 82V79H223V77L222 76H224ZM234 73V74H235ZM245 73V75L247 76H249V74H250V76L249 77H246L245 75H243ZM262 73V74H261ZM27 76H26V75ZM71 74V75H70ZM122 74V75H121ZM126 75V77L125 76H123V75ZM128 74V75H129ZM132 74V75H131ZM140 74V75H141ZM177 74V75H176ZM190 74V75H189ZM194 74V75H193ZM203 74V75H202ZM208 74V75H207ZM2 75H0V76H2ZM31 75V76H30ZM63 75H64V77H65V75H67V79H69V81H70V83L71 84H69V81L68 80H66V78L64 79V77H63ZM68 75H70V76H68ZM85 75H86V77H85ZM106 75V76H105ZM151 75V77H149ZM188 75V76H187ZM200 77H199V76ZM218 75V76H217ZM222 75V76H221ZM230 75V74H229ZM232 75H233V77H232ZM253 75V76H252ZM259 75H261V76H259ZM30 76V77H29ZM71 76H73V77H71ZM87 76H90V78L89 77H87ZM97 76H98V78H99V76H100V78L98 79L97 78ZM104 76H105V78H104ZM121 76H122V78L124 79H122L124 82H122V80H121ZM156 76V77H155ZM175 76V77H174ZM177 76V77H176ZM180 76H181V78H180ZM210 78H208V77ZM244 76L246 77V78H249V81H248V79L246 80L245 78H244ZM27 77H29L30 78V80L27 78ZM69 77V78H68ZM76 77H77V79H76ZM125 77V78H124ZM129 77V76H128ZM136 77H138V78H136ZM179 77V80H180V82L178 81V78ZM184 77V78H183ZM188 77V78H187ZM189 77H190V79H192V77H194L193 79L194 80H196V82L192 79L191 80V82H189L190 84L192 83V89L191 88H189V87H191V85L189 86L188 85V81H189ZM220 77H222V79L223 80H219V81H221V82H223V83H221V86H223V85H225V86H223V88L220 86V83H219V81H217L216 79H219ZM241 77H243V78H241ZM260 79H259V78ZM26 78V79H25ZM64 79V82L65 83H63L62 81H63V79ZM86 78V79H85ZM91 79V80H89V79ZM96 78H97V80H101V78H102V81L101 82H105V84L104 83H101V82H99V84L102 86H106L107 84H108V86H106L107 87V89L106 88H104L103 86L100 88L99 87V89H100V91L98 90V85L99 84H97L98 83V81L96 80ZM107 78V80L106 81H104L105 79ZM109 78V79H108ZM164 80H163V79ZM173 78H174V81H173ZM185 80V79H188V81L187 82H185V81H183V79ZM206 78V79H205ZM239 78H241V79H239ZM14 79V80H13ZM81 79H83V80H88L89 82H90V84L92 83V85H90L89 84V82H87L86 81V83L87 84H89L88 86L90 87H86L88 90H92V91H94V90H96L97 91V93L99 94V92H100V94L98 95L97 93H95V92H90V91H88L87 89H84L85 87V85H87L85 82H83V80L81 81ZM95 79V80H94ZM113 79V80H112ZM117 79V80H118ZM136 79V80H135ZM137 79H138V82L141 80V82L139 83V84H137L136 82H137ZM154 81H153V80ZM168 79V80H167ZM198 79H200V80H198ZM202 79V80H201ZM221 79V78H220ZM242 79H244V80H242ZM259 79V80H258ZM11 80H12V82H11ZM28 82H26V81ZM62 80V81H61ZM72 80H76V81H74L76 84H77V82H78V80H80L79 81V83H78V85H76ZM109 80L111 81V82H109ZM116 80V81H117ZM127 80V81H128ZM171 80V81H170ZM207 80V81H206ZM209 80V81H208ZM242 80V81H241ZM258 80V81H257ZM262 80V81H261ZM4 81H6V82H4ZM21 81V82H20ZM25 81V82H24ZM112 81H113V83L114 84H112ZM145 83L144 85H143V82ZM153 81V82H152ZM156 81V82H155ZM203 81H205V82H203ZM211 81V82H210ZM215 81V82H214ZM230 81H228V84H230ZM250 81H252V85H250L251 83H250ZM4 82V83H3ZM24 84H26L27 83V85H24ZM74 84H73V83ZM80 82H83V84L81 85L80 84ZM97 82V83H96ZM123 84H122V83ZM151 82V83H150ZM159 82H161V83H159ZM176 82V83H175ZM202 82V83H201ZM207 82V83H206ZM242 82V83H241ZM245 82H246V84H245ZM256 82H259V83H256ZM17 84V86H16V84ZM94 83H95V85L96 86H94ZM107 83V84H106ZM142 83V84H141ZM158 85H157V84ZM165 83H167V85H165ZM170 83V84H169ZM172 83L173 84H175V86L177 87L175 90H174V88L172 87ZM182 83H184V84H186L187 85V89L185 88L186 87V85H184V84H182ZM215 83V84H214ZM218 83H219V87H218ZM241 83V84H240ZM243 83H244V85H243ZM255 83V84H254ZM7 84H8V86H7ZM63 84V85H62ZM67 84V85H66ZM119 84V85H118ZM157 86H156V85ZM161 84H162V86H161ZM169 84V85H168ZM200 84H202V86L200 85ZM206 84H207V87H206ZM217 84V85H216ZM223 84V85H222ZM232 84H230V85H232ZM256 84H261V86L259 85V87H256L255 85ZM5 85H6V87H5ZM66 85V86H65ZM76 85V86H75ZM110 85V86H109ZM111 85H113L114 86V88H113V86H112V88H109V87H111ZM121 85V86H120ZM143 85V86H142ZM180 85V86H179ZM184 85V86H183ZM196 85V86H195ZM200 85V86H199ZM205 85V86H204ZM216 85V86H215ZM26 86L28 87L26 90H25V88H26ZM63 86L65 87V89L63 88ZM72 86L74 87V89L72 88ZM78 86H79V89H77L78 88ZM93 86V87H92ZM127 87V90H126V88L124 89V87ZM134 87L135 89L137 88V90L136 91H134L133 89V91H134V94L133 95H131L130 93H127V94H130L131 96H134L133 97V99L131 98H129V96L127 97V95L125 94V96H124V93L126 92V91H128V90H130V92H133L132 90H131V88L130 87ZM142 86V87H141ZM148 86V87H147ZM150 86H152V87H150ZM161 86V87H160ZM179 86V87H178ZM255 87L256 88V92L254 91L255 90V88H253V87ZM258 86V85H257ZM4 87V88H3ZM31 87H33V90H31L32 88ZM80 87H81V90H80ZM82 87H84V88H82ZM146 87V88H145ZM150 87V88H149ZM157 87H158V89H157ZM164 87H168V90L170 89L171 91H172V94L171 93H169L170 92V90H169V92L167 91V89L166 88H164ZM171 87V88H170ZM182 87V88H181ZM194 87V88H193ZM199 88L200 90H197V88ZM205 87V88H204ZM221 87V91H219L218 90V88H220ZM225 87V88H224ZM237 87V88H236ZM24 88V89H23ZM31 88V89H30ZM41 88V89H40ZM69 88V89H68ZM73 90H72V89ZM75 88L77 89V90H79L78 91V93L75 91ZM93 88V89H92ZM95 88H97V89H95ZM103 88V89H102ZM140 88H142V93H141V89ZM144 88V89H143ZM148 88L150 89L149 91H148ZM154 88H155V90H154ZM162 88H164L163 90H164V92H163V90H162ZM178 88H180V89H178ZM201 88H203V90L204 89H208V92H207V89L206 90H204V91H202V89ZM216 88V89H215ZM239 88V89H240ZM249 88V89H248ZM20 89V90H19ZM28 89H30L29 91H28ZM104 89L105 90H107V91H110V90H114V89H117V90H115L114 92H115V94H113L114 92L113 91H110L109 93H110V96L109 95H107V97H105V93L106 92H104V95H103V93H101V90L102 91H104ZM110 89V90H109ZM140 89V90H139ZM176 92H174L173 90ZM183 89H185V90H183ZM194 89L196 90V91H198V92H196V91H194ZM22 90V91H21ZM35 90H36V92H35ZM63 90H65V91H63ZM67 90H68V92H67ZM70 90H72V91H70ZM83 90V91H82ZM126 90V91H125ZM178 90H180L181 91V93L182 94H180V91H178ZM188 90H190V91H188ZM210 90L212 91V92H210ZM215 90H216V92H215ZM222 90H224L225 91V100L223 99V93H224V91L222 92ZM231 90H230V92H231ZM244 90H247V92L246 91H244ZM249 90L251 91V92H253V93H255V98L257 97V100H256V102L257 101H259L260 103V105L258 106L254 101H252L251 102V100H253V99H250V96H251V98H253V95L254 94H252L251 92L249 93ZM31 91V92H30ZM33 91H34V93H33ZM40 92V95L42 94V96H44L45 97V99L43 98V97H41V96H37V95H39V92ZM74 91V92H73ZM85 91V92H84ZM99 91V92H98ZM117 91H118V95H117V97H114L113 95H115L116 96V93H117ZM158 91V92H157ZM166 91V92H165ZM186 93H185V92ZM187 91H188V93H187ZM194 91V92H193ZM199 91L202 93V97L204 96V94H207V96L206 97H208V94H210V93H212V96H213V94H215L214 96L215 97H212L211 95H209V97L208 98H211V99H206L205 98V96L203 97V99L205 100L204 102H201L202 100H200L201 98H199L200 97V94H199ZM205 91L207 92V93H205ZM239 91V92H238ZM244 91V92H243ZM18 94H17V93ZM30 92V93H29ZM63 92V93H62ZM65 92H66V94H65ZM70 92V93H69ZM76 92V93H75ZM80 92H83L85 95H87V98H91V100H95V99H92V98H96V100H95V102H96V105H95V102H94V106H92V107H89V105L91 106L92 104H93V101H89V99H86L85 97V95H84V97H79V96H82V94L80 93ZM87 92H89V93H87ZM113 92V93H112ZM119 92H120V95H119ZM145 92V93H144ZM149 92V93H148ZM164 93V96L166 95V99H167V102H166V99L164 98H162L161 99V97H163L162 95H163V93ZM189 92H191V93H189ZM220 92L223 94V95H221L220 97H219V94H220ZM246 92V94L248 93V94H250V96L247 94H244ZM262 92H264V90H262L260 93H262ZM8 95H7V94ZM68 93H69V95H68ZM72 93H75L74 95H72ZM87 93V94H86ZM91 93V94H90ZM111 93H112V95H111ZM123 93V94H122ZM136 93L137 94H139V95H136ZM143 95V97H142V95ZM160 93H162V94H160ZM167 93V94H166ZM180 94V96H179V94ZM204 93V94H203ZM218 93V94H217ZM240 93V94H239ZM5 94L7 95V96H5ZM15 96H14V95ZM22 94H24V96H22ZM65 94V95H64ZM77 94V95H76ZM79 94V95H78ZM103 95V97H102V95ZM121 94L123 95V97H125V102H124V100H121L123 97H121V98H119V96H121ZM172 95V98H175L174 100L173 99H171V95ZM175 94L178 96H175ZM186 96H185V95ZM189 94V95H188ZM252 94V95H251ZM10 95H13V98H15L14 100H13V98H12V96L10 97ZM67 95V96H66ZM96 96V97H94V96ZM99 96V99H97L98 98V96ZM141 95V96H140ZM145 95V96H144ZM167 95H169L170 97H169V101H168V97H167ZM174 95V96H173ZM182 95H184V97L182 96ZM193 95V96H192ZM198 95V96H197ZM233 95V94H232ZM241 95V96H240ZM258 95V96H257ZM262 95H264V93H262ZM28 96V97H27ZM73 96V98L74 97H78V98H80V99H78L77 98V101L75 102V100L72 98L71 99V97ZM89 96V97H88ZM92 96V97H91ZM105 98L104 100L101 98ZM130 96V97H131ZM139 96V97H138ZM148 96H150V98H152V96L154 97V98H157L156 100H159V98L161 99V100H164V101H156V100H153V98H152V100H150L149 99V101L147 100L148 98L147 97ZM182 96V97H181ZM190 96H192V97H190ZM211 96V97H210ZM216 96H218L219 97V99L216 97ZM248 96H249V98H248ZM8 97H9V100H8ZM27 97V98H26ZM63 97V98H62ZM109 97H111V98H109ZM112 97H114V98H112ZM139 99H138V98ZM146 97V98H145ZM179 97L181 98V100H179ZM193 97H195V99H196V101H195V99H190V98H193ZM197 97H198V99H197ZM231 96H229L228 98L230 99V101H231V98H230ZM12 98V100L11 101H13V102H11L10 103V99ZM31 98V99H30ZM42 98L44 99V101L42 100ZM101 98V99H100ZM109 98V99H108ZM135 98H137V99H135ZM177 98V99H176ZM243 98V99H242ZM7 99V100H6ZM19 99V100H18ZM35 99V100H34ZM40 99L38 98V100L40 101ZM64 99H65V101H67V102H65L64 101ZM71 99V100H70ZM84 99H85V101H86V103H85V105L83 104L84 103ZM108 101H107V100ZM113 99V100H112ZM124 99V98H123ZM136 100L135 102L133 101V100ZM189 99H190V101H189ZM214 99H215V101H214ZM218 99V101H220L221 102V99H223V102H221L223 105H224V107L225 108H227V106H231V107H236V108H230V110L229 111H231L232 109H237V107H239V106H242L243 107V109H244V111H242V112H240L241 111V108L239 107L238 109H237V112H235L236 110H234V111H231V112H233L232 114L231 113H229V111L227 112V110H226V112H225V114L223 113V111L222 110H225V108L223 109V107H221L220 106V108L219 107H212V105L214 104V106H217L216 105V103H218V104H220L218 101H216ZM233 99V98H232ZM260 99V100H259ZM18 100V101H17ZM37 100V102H39ZM73 100H74V102H75V104H74V102H73ZM83 100V101H82ZM87 100H88V102L90 103H92V104H89V105H86V104H88L87 103ZM109 100H111V101H109ZM134 102H132V101ZM170 100H172L173 101V103H171V101ZM234 100V101H235ZM255 100V99H254ZM6 103H5V102ZM47 101V102H46ZM62 101V102H61ZM81 101V102H80ZM118 101V102H117ZM150 102V103H152V105L150 104V103H148V102ZM195 101V102H194ZM216 102V103H214V102ZM235 101V102H236ZM24 102H25V104H24ZM27 102H28V104H27ZM65 102V103H64ZM71 102V103H70ZM81 103V105H84V106H86L85 108H84V106L83 107H80L81 105H79V103ZM112 102H113V104H112ZM130 102V103H129ZM133 104H132V103ZM138 102V103H137ZM154 102H157V103H154ZM162 102V103H161ZM183 102V103H182ZM226 102V103H225ZM252 103V105L256 108V106H257V115L255 114V112L256 111H252L254 108H253V106H251L250 105V108L249 107H247V105L249 106V104L250 103ZM10 105H9V104ZM13 103V105H15L14 107H13V105H11ZM64 103V104H63ZM70 103V104H69ZM76 103H78V108H76L77 106H76ZM121 103V104H120ZM128 103V104H127ZM177 103V102H176ZM186 103V102H185ZM184 103V104H185ZM194 103H196V105L194 104ZM228 103V105H226ZM234 103V102H233ZM232 103V101H231V103L230 104H233ZM258 103V102H257ZM109 104V105H108ZM178 104H176V106H178ZM191 104H193V105H191ZM221 104V105H222ZM255 104H256V106H255ZM5 105H7V106H5ZM9 105V106H8ZM22 105H25L26 106V108L28 107V106H30V107H28L27 109L24 107V106H22ZM61 105H63V106H61ZM113 105V106H112ZM115 105V106H114ZM205 105V106H204ZM208 105V106H207ZM244 105H246V106H244ZM2 106V107H1ZM19 106V105H18ZM87 106H88V108H87ZM103 106H104V108H103ZM111 106L112 107H115V108H118V109H116L115 110V108H114V111H113V113H112V111H110V110H112L113 108H111ZM117 106V107H116ZM183 106H185V105H183ZM24 107V108H23ZM60 107H61V109H60ZM80 107V108H79ZM95 107H97V108H95ZM205 107V108H204ZM209 107H212L213 109H208ZM228 107V108H229ZM245 107V108H244ZM248 109H247V108ZM251 107H252V109H251ZM258 107H260V108H258ZM15 108V109H14ZM23 108V109H22ZM92 108V109H91ZM95 108V109H94ZM109 108H110V110H109ZM128 108V109H129ZM193 108V107H192ZM220 109V110H218V109ZM16 109V110H17ZM46 110L47 109H49V107H46L45 108ZM67 109V108H66ZM98 109L100 110V111H98ZM106 109V110H105ZM215 109V110H214ZM248 110V112H247V110ZM249 109H251V111L250 112H253L252 114L249 112ZM258 109H259V111H258ZM68 110V111H69ZM90 110V111H89ZM117 110H118V112H117ZM212 110H214L213 112H212ZM261 110V111H260ZM24 111H25V113H24ZM64 111H66V110H64ZM80 110H78L77 112H79ZM82 111V110H81ZM198 111H199V109H198ZM199 111V112H200ZM205 111V112H204ZM208 111V112H207ZM211 111V112H210ZM216 111V112H215ZM219 111H220V113H222V117H223V119H222V117H221V115H220V113H219ZM222 111V112H221ZM238 111L240 112V113H238ZM245 111L247 112V114L248 115H246L245 114ZM27 112V113H26ZM67 112V111H66ZM70 112H71V110H70ZM4 113V111H3V113H0V114H5ZM61 113V112H60ZM60 113H59V116H61L60 115ZM65 113V112H64ZM64 113H62V114H64ZM87 113V114H86ZM206 113H208V114H206ZM214 114L213 115V119H212V116H210V114ZM219 113V114H218ZM244 114L243 115V117H242V115H240V116H238L239 114ZM97 114V115H96ZM112 114H113V117H112ZM203 114H201V112H200V118H201V115L203 116ZM218 116H217V115ZM235 114V116H233ZM253 114H255V115H253ZM31 115V114H30ZM100 115V116H99ZM208 115L210 116V119L208 118ZM225 115V116H224ZM228 115V116H227ZM250 115H252V117L250 116ZM78 116V118H75V117H77ZM88 116H90V118L88 119L87 117ZM214 116H217V117H220V119H222L223 121H220V119H218L217 121L215 120L214 121ZM230 116H231V118H232V120H231V118H230ZM233 116V117H232ZM245 116H247V117H250V118H244ZM253 116L255 117V118H253ZM20 117V118H21ZM205 117L203 118V119H205ZM227 117V118H226ZM1 118H2V116H1ZM9 118V117H8ZM59 118V119H60ZM201 118V120L200 121H202L203 119ZM224 118H225V120H224ZM228 118H230V119H228ZM242 118V119H241ZM253 118V119H252ZM260 119L259 120H264V118H262V117H259ZM3 119H6V117H4ZM12 119H13V116H12ZM10 120L11 122L10 123H12V121H14V120ZM60 119V121H62ZM73 119V120H72ZM104 119V120H105ZM206 119V120H207ZM212 119V120H211ZM68 120V119H67ZM68 120V121H69ZM107 120V119H106ZM230 120V121H229ZM253 120V121H254ZM16 121V120H15ZM88 121H91L90 123L88 122ZM196 121H198V119L196 120ZM225 121V122H224ZM79 122V121H78ZM82 122V121H81ZM89 124H88V123ZM202 122H207V121H202ZM217 122V123H218ZM10 123H9V126L11 127L12 125H10ZM14 123V122H13ZM62 123V122H61ZM63 123H62V125H63ZM80 123V122H79ZM87 125H86V124ZM9 126H8V128H9ZM90 127V128H89ZM83 128H86V129H84V130H86L85 132L86 133H88V129H90V133H91V131H92V129L93 130H97L98 131V134H101V132H102V130H103V132L104 133H106L107 135H103L104 133L102 132V135L100 136V135H98V134H96L97 133V131L96 132H94L95 134H96V137L94 136L93 137V135H92V137L93 138H96V139H94V141L93 140H91L90 138H92V137H90V136H87L86 135V133L85 134H82L81 135V133H82V130H83ZM74 129V130H73ZM73 130V131H72ZM101 132H100V131ZM113 131V133H115L116 132V139L114 140L113 138V135H115V134H113L112 133V131ZM150 130V129H149ZM79 131H81V132H79ZM149 132V131H148ZM83 133H84V131H83ZM118 133H120V137L118 136L119 134ZM147 133V132H146ZM113 134V135H112ZM118 134V135H117ZM135 134H138V136H136V137H139L140 135H139V133H135ZM67 135V136H66ZM80 135H81V137H80ZM97 135H98V137H100V138H97ZM155 135V137H158L157 135L158 134H154ZM73 136V137H72ZM82 136H85L86 137V139L88 138V137H90L89 139L92 141H90L91 142V144H90V147H88V146H85L87 143H88V140H87V143L85 142L86 141V139H85V137H82ZM104 136H109L108 137V142H107V146L104 144L105 142V140L107 139V138H104ZM185 136V135H184ZM183 136V138L185 139L187 136H185L184 137ZM113 137V138H112ZM117 137H118V139H117ZM154 137V138H155ZM173 137V136H172ZM171 136L170 137H168V143L167 144H170V142H169V140L171 141V138H172ZM174 137H176V136H174ZM193 137V138H192ZM195 137H196V139H195ZM65 138H67L68 140H66ZM71 138H72V141H71ZM77 138H80V139H78V140H75V139H77ZM84 140L85 139V141H83L82 139ZM105 140H104V139ZM110 138H112V139H110ZM152 138V139H151ZM151 138H148V140H149V142L147 141V143L145 142V141H141V140H137V141H139V142H137V143H139V144H137V145H141L142 147L141 148H143V145L146 143L147 145H148V148H149V150H150V142H151V145L153 144H155V143H157L156 141H158V139L156 138L155 140L156 141H154L153 139V136L151 137ZM177 138H180L179 136L178 137H176V139ZM183 138H181V139H177L176 140V142H179V141H183V146H185L186 147V145L188 144V142H189V145L190 146H188V147H191V145L193 146V147H195V148H198L197 146L201 143L202 144V142L203 141H201V142H198L197 140V136H191L190 138L191 139H195L194 141H192L191 139H190V141H188L189 139H188V137L186 138L187 139V141L188 142H186V143H184V141L185 140H183ZM74 139V140H73ZM98 139H99V143H101L100 141H101V139H102V145L101 144H99L98 143ZM109 139L111 140V142L109 141ZM123 139V140H122ZM66 140V141H65ZM70 140V141H69ZM117 140V141H116ZM126 140V142H127V139H125ZM147 140V139H146ZM154 141V143H153V141ZM163 140H165V141H163ZM163 140H161V141H163L165 144H163L161 141H160V138H159V141H158V144H163V145H166V142H167V140L166 139H163ZM63 141V140H62ZM68 141V142H67ZM74 141H75V143L77 142V144L76 145H80V144H82L83 143V145H84V143H85V145H84V147L83 146H81L80 145V147H81V150H79L78 151V147H77V151L75 152L74 150L76 149H74V147H76V146H74L73 147V145H75V143H74ZM79 141H82L81 143H79ZM112 141L114 142L115 141V145H114V143H112ZM119 141V142H118ZM192 141V142H191ZM63 142V143H64ZM89 142V143H90ZM99 144H97V143ZM124 142V141H123ZM126 142H124L123 144H121V145H123L124 146V144L126 143ZM133 142H136L135 140L133 141ZM132 142V143H133ZM161 142V143H160ZM173 142H175V140H174V138H172V142L171 143H173ZM61 143V142H60ZM71 144V146L73 147H69V145ZM72 143H74V144H72ZM96 143V145L95 146H97V147H94V144ZM110 143H112L111 145L112 146H110L109 144ZM128 143V145L130 144L131 145V143H129V141L127 142ZM142 143H143V145H142ZM191 143V144H190ZM198 144V145H196V144ZM69 144V145H68ZM134 145H135V143H133ZM132 144V145H133ZM146 144L144 145V147L146 146ZM178 144V143H177ZM176 143H173V146H176L177 145ZM181 143H179V145H182ZM185 144V145H184ZM201 144H200V147H205V146H207V144L205 143L204 144V142H203V144L205 145H203L202 144V146H201ZM60 145H62V144H59V147H60ZM89 145V144H88ZM91 145H93V147L91 146ZM102 146V148L101 149H98V148H100V147H98V146ZM103 145H105V146H103ZM117 145V146H116ZM127 145V146H128ZM131 145V146H132ZM155 145H157V144H155ZM172 145V144H171ZM130 146V148H132ZM67 147H69V148H67ZM79 147V148H80ZM86 147H88V149L86 148ZM93 149H92V148ZM137 147V148H136ZM134 146L133 148L134 149H140V147L139 146ZM152 147V146H151ZM193 147H191V148H193ZM72 148V149H71ZM82 148H84V150L86 149L88 152L89 151H91V153L93 154V153H95V154H91V157H89V154L87 155V154H85V153H87V151L85 152ZM108 148H107V150H108ZM60 149V148H59ZM58 149V150H59ZM67 149H71V151H68ZM74 149V150H73ZM96 151H95V150ZM67 150V151H66ZM106 149H104L103 151H105ZM84 151V152H83ZM92 151H94V152H92ZM102 151V152H103ZM67 152H71L72 153V155H71V153H70V156L69 155H67L68 153ZM73 152H74V154H77L78 152V154L79 155H74L73 154ZM109 152V153H110ZM113 152H111L110 153V155L111 154H113L114 155V153ZM83 153V154H82ZM105 153L106 154H108L106 151H105ZM66 156H65V155ZM85 154V156L87 157H85V156H83ZM73 155H74V159L76 160V163H78V164H76L75 163V165H74V162H75V160H74V162H72L73 161V158H72V160H70L69 161V159H70V157L72 156L73 157ZM82 155V156H81ZM97 155V154H96ZM54 156H56L55 154H54ZM49 157H51V159L52 160H54V157H52V156H49ZM69 157V158H68ZM79 157H85L87 160H85V159H81V158H79ZM47 158V159H46ZM45 158V163L43 164L44 165V171L43 172H45L46 171V169H49L50 167L48 166L49 164L51 165V162L50 161H52L51 159H49L48 157H46ZM67 160H65V159ZM76 158H79V159H76ZM90 158V159H89ZM58 159H60V160H58ZM50 160V161H49ZM77 160H78V162H77ZM47 161H49L48 162V164H47ZM59 161V162H58ZM53 162H55V161H53ZM69 162V163H68ZM71 163V164H70ZM60 164H57V165H60ZM65 164H66V166L68 165V164H70L69 166L71 167V170H67V169H69V167H67V168H65L66 166H65ZM74 165V166H73ZM79 167H78V166ZM47 166L49 167V168H47ZM61 166V165H60ZM65 166V167H64ZM64 169H65V171H64ZM69 171V172H67V171ZM62 172V173H63ZM70 172V173H71ZM75 172H78V171H75ZM46 173V172H45ZM42 174V173H41ZM11 175H13V177L11 176ZM23 173H17V174H13V173H11L10 175H9V177L11 176L12 177V179L10 178L9 180H7L6 182H3L2 183V181H1V183H0V198H3L4 200H7L8 198L10 199L9 201H11L10 203H5L4 205H5V207H6V205H9L8 207H4V209H3V207L1 208L2 210H1V212H0V214H1V216H2V220H1V222H3V223H5L8 227L9 226H14L15 227V224L18 222H21L22 220H24L25 218H28V219H30L31 218V214H34V212L36 213V215L34 214L33 216H34V220L35 219H41L42 220V225H43V227H45V228H47V229H49L48 231L46 230L45 232H47V233H45L44 234V236L47 238V236L48 235H51V237L52 238H50V240H51V242H52V244L50 245V249H48V250H46L45 251V257H48V259L49 258H51V259H49L52 263H54V264H59L61 261H59L60 260V258H59V256L57 255L58 253H59V250H58V248L56 249V246H57V243L59 242V241H57V243H56V240L58 239V240H65V238L63 239V238H61V236H62V232H61V230H64V227L65 228H67L66 227V225L65 224H61V221H60V219H56V221H55V219L54 218H48V219H43V218H45L43 215L45 214L44 212L46 211L47 212V209H49V208H52L54 205H55V200L57 201V203H59V197H61V198H63L62 200H60V205L59 206H56L55 205V207H59V209H60V207H61V210L62 209H64V211H71V206L73 207L74 205H75V203L72 205L71 204V202H68L67 201V195H68V191H70L71 192V190H70V188H65V186L63 185L62 186V189L65 191H63L62 189H55L54 191L57 193H55L54 194V191H53V188L52 189H50V192L49 193H47V194H49V195H51V193L55 196L56 195V198H53V196L51 195L48 199L49 200H47V201H45L46 200V197H44V198H42V199H44V200H42L40 197V199H41V202H40V200L38 199V200H36V201H38L37 203H36V205H33L32 203H30V204H32V206L31 205H29V206H31V207H29V212H30V209H31V214H28L27 213V209H25V212L28 214H24V212H22L23 211V208H22V203L21 202H19V201H21V200H19L20 198H22L23 196H17V195H22V193H24V191H22L23 190V187L24 186H21V187H19L18 186V182L17 181H19V180H23V179H26V175L23 177ZM17 182V183H16ZM64 182V181H63ZM7 183V184H6ZM65 183V182H64ZM64 183H62V181H61V183H60V185L61 184H64ZM13 184V185H12ZM66 184V183H65ZM61 188V186H58L57 185V187L56 188ZM64 187V188H63ZM43 188V189H42ZM42 188H39V189H42V190H39V192H41V191H43L44 193H45V191L44 190H47V189H44L45 187H42ZM51 190H52V192H51ZM60 190H62V192H60L59 194L61 195H59V197L57 196L58 195V192L57 191H60ZM22 191V192H21ZM48 191V190H47ZM68 193H67V192ZM5 192V193H4ZM21 192V193H20ZM37 192V191H36ZM38 192V193H39ZM42 192V194L44 195V193ZM46 193H45V195H46ZM64 193V194H63ZM72 193V192H71ZM40 194V193H39ZM39 194H37L36 195V193L34 192V196L36 195V196H40ZM41 194V197H43V195ZM65 194H66V197H64L65 196ZM6 195H7V197H6ZM48 195V196H49ZM64 195V196H63ZM69 195H70V193H69ZM35 196V198H38V197H36ZM13 197V199H11ZM20 197V198H19ZM33 197V196H32ZM31 197V198H32ZM58 197V198H57ZM15 198H17V200L15 199ZM50 198H52L51 199V201H50ZM33 199V198H32ZM12 200H15V201H17V205H19V203H21V205H19L18 207H16L17 205H16V202H12ZM65 200V201H64ZM28 201H29V199H28ZM27 200H26V202L24 201L23 202V200H22V202H23V205H24V203H27L28 202ZM30 201H31V199H30ZM29 201V202H30ZM34 201H35V199H34ZM44 201V202H43ZM53 201V202H52ZM62 201V202H61ZM19 202V203H18ZM50 202H51V204H50ZM34 203V202H33ZM11 204V205H10ZM47 204V205H46ZM48 204H50V205H48ZM50 206V207H49ZM63 206H65V207H63ZM68 206V207H67ZM16 207V208H15ZM21 207V208H20ZM24 207V206H23ZM26 207H27V204H26ZM25 207V208H26ZM38 207H39V209H38ZM48 207V208H47ZM69 207H70V209H69ZM32 208H33V210H34V208L36 209L35 211H33L32 210ZM17 209H22V211L19 213L18 211H16ZM45 209V210H44ZM40 210V211H39ZM44 211V212H43ZM5 212V213H4ZM44 214H43V213ZM2 213H4V215L2 214ZM43 215H42V214ZM20 214V215H19ZM30 215V216H29ZM40 215V216H39ZM41 215L43 216V218H41ZM7 216V217H6ZM20 217V218H18V217ZM29 216V217H28ZM37 218H36V217ZM21 217H24V218H22L21 219ZM56 218V217H55ZM58 218V217H57ZM19 219H21V220H19ZM17 221V222H16ZM32 221H33V219H32ZM36 221V220H35ZM0 222V223H1ZM16 222V223H15ZM23 222V221H22ZM15 223V224H14ZM21 224V223H20ZM20 224H18L19 225V227H20ZM47 224H49V225H47ZM46 225L47 226H49V227H46ZM32 226H33V224L31 225V223L29 224V226H27L28 227V229L31 227L32 228ZM55 226V227H54ZM255 226H257V225H255ZM16 227H17V224H16ZM15 227V228H16ZM57 227V228H56ZM60 227V228H59ZM62 227V228H61ZM44 228V229H45ZM51 228V229H50ZM59 228V229H58ZM19 230H21V228L19 229ZM18 227H17V229H16V233H18ZM22 230H23V228H22ZM24 230H27V228H24ZM23 230V231H24ZM33 232L32 231V229H29V231L28 232H26V233H29V232ZM66 231H67V229H66ZM66 231H64V232H66ZM57 232V233H56ZM21 233H23L22 231H21ZM44 233V232H43ZM58 233H60V235L58 234ZM33 234V233H32ZM0 235L2 236V232L0 231ZM60 236V237H59ZM34 237V236H33ZM44 237V238H45ZM59 237V238H58ZM18 238L20 239V240H18ZM18 238H16V242H18L19 243V241L21 242V237H18ZM46 238H45V240H46ZM61 238V239H60ZM67 239V238H66ZM262 239H264V238H262ZM261 239V240H262ZM67 241H69L70 242V240H68L67 239ZM66 241V243H67V245H68V243L69 242H67ZM262 241H264V240H262ZM261 241V242H262ZM257 243V242H256ZM255 243V246H257V244ZM1 244V243H0ZM2 245V244H1ZM259 243H258V246H257V248L259 247ZM2 246H0V248H1ZM261 249H262V247H260ZM260 248H258V249H260ZM58 251V253L55 251ZM35 250H36V248H35ZM42 250V248H38L37 249V251H41ZM1 251V250H0ZM53 251H54V253H53ZM57 253V254H56ZM54 254V255H53ZM55 254L58 256H55ZM250 254H252V253H250ZM9 255V254H8ZM7 255V256H8ZM47 255V256H46ZM256 255V254H255ZM254 254H253V256H252V258L255 256ZM51 256V257H50ZM251 256H249V257H251ZM257 256V257H256ZM254 258H253V261L251 262L250 261V259H248V257H247V259H248V264H259V261L261 260V258H264V256H259V255H256ZM54 257H57V258H54ZM63 257V256H62ZM74 259H75V261H74V259L72 260V261H74L73 262V264H80L79 262H81V261H78V259H76V258H78V257H73ZM255 258H256V260H255ZM80 259H82L83 261L82 262H84L85 260L86 261H88V262H85V263H83V264H88L89 263V261L91 262L93 259L92 258H90L89 259V257H87V258H79V260ZM89 259V260H88ZM97 258H95V260H96ZM246 259V260H247ZM260 259V260H259ZM223 260L225 261L226 259L225 258H223ZM252 260V259H251ZM58 263H57V262ZM78 261V262H77ZM97 261V260H96ZM96 261H94L93 260V262H92V264H95L96 263ZM246 262V261H245ZM250 262V263H249ZM72 263V262H71ZM246 263V264H247ZM262 263H264V262H262ZM261 263V264H262ZM89 264H91V263H89ZM184 264V263H183ZM245 264V263H244Z\"/></svg>", "mask_w": 264, "mask_h": 264}, {"label": "crops", "instance_id": "0c3cea01", "mask_svg": "<svg viewBox=\"0 0 264 264\" xmlns=\"http://www.w3.org/2000/svg\"><path fill=\"white\" fill-rule=\"evenodd\" d=\"M261 24H264V16H262V18L259 21Z\"/></svg>", "mask_w": 264, "mask_h": 264}]
</instances>
